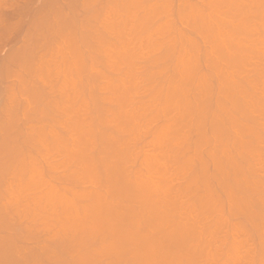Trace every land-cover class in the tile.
Wrapping results in <instances>:
<instances>
[{"label": "rangeland", "instance_id": "1", "mask_svg": "<svg viewBox=\"0 0 264 264\" xmlns=\"http://www.w3.org/2000/svg\"><path fill=\"white\" fill-rule=\"evenodd\" d=\"M52 1H54V2H52ZM81 1H83V2H81ZM102 1L103 0H91V2H90V0H49V1L48 0H28V1L27 0H0V12H1L0 13V22H1L0 23V60L3 59L0 61V79H1L0 80V91L2 92V93L0 92V113H1L0 114V122H2V124L0 123V130H2V129L4 130L5 127H3V124L5 122H8V123L4 124L5 126H6V124H8L5 128L6 131L5 130L0 131V155L3 156V157L0 156V175H1L0 176V195H1L0 196V240H1L0 241V249H3L2 242L5 244L4 249L0 250V260H1L0 264H8V263L18 264V262H19V264H36V263L37 264H54V263L55 264H97V263L98 264H107V263L108 264H121V263L122 264H139V263L140 264H146V263H148V264H169V262L170 261L172 262V258L175 256L176 260L174 258V260H173V264H174V262H178L177 260L180 259V257H179L180 253H179V255H177V253L181 250L178 249V251H177V248H175V247L179 246V245H176L177 243L175 244V242L173 240L174 239L176 240V238L179 237L180 235H182L183 232L186 233L189 230L192 231V228L190 229L189 227L195 226L194 223H198V225H199V220L201 222L200 226L201 225L203 226L204 224L206 225V221H208L207 227L202 228V226L201 227L199 226L200 228H202V230L200 231L199 227L196 225L197 229L196 228L195 229H196V231L199 230L198 233L193 228V230H194V231H192L193 234L190 232L187 235L186 234L184 236L182 235L183 238L186 237L188 240L193 239V241H195V243H194L192 240H190V242L193 244H191L189 242H188V244H186L185 242H187L188 240L184 242V246L187 245L188 248L184 247V246L183 247L186 248L188 251L190 250L189 248H193L195 250V245H197L196 247H198L199 245L201 246L203 244L202 247L199 246L196 249L200 256L197 255L198 253L194 254L195 256H198L197 257L198 262L195 260L196 257H194V255H192L193 253L196 252V250L194 251L192 249V250H190L191 254L190 253L187 254V252L186 253L183 252L186 249H183L182 247H180L181 249H183L181 253L185 254V257L186 256L192 257V259L195 260V261L194 260L192 261V259H191V261L193 263H191V261H189L190 262V263L188 262L189 264H204V263L205 264H211V261H212V264H216V263L217 264H220V263L225 264V262H228V264H231L232 260H233V262H232L233 264H244V262H245V264H258L259 261L257 258H259L260 256H259V254L257 255V253H258L257 252V250H258L257 246L260 245V243H261L260 241H262L261 245L264 243L263 242L264 234H263V240H260L258 243V240L260 238L257 240L258 235H256V234H259V233H256L257 232V230H255L256 228H254L253 225H251L252 221L249 220V217L252 214L251 211L247 212V213H249V212L251 213L249 215L247 214V217L249 216L248 218H246V219H248V221H245V219L241 221L240 218H242V216L244 218L246 217L243 215V213H245L244 211H246V210L244 209V211H242L243 208L240 207V205L242 206V203L239 205V203H240L239 201L243 202V200L237 201V199L238 198L241 199V197L243 195L239 196L237 199L234 198L237 196L232 197V195H234L232 189L233 188L238 189V187L240 188V186L245 184V183H248V185H249V184H251V182H252V184L254 183L253 184V186H254L255 182L259 183V182H262V180L264 179L263 178L264 176H261V179H260V175L261 174L264 175V166H263L264 165V158H263L264 157V152H263L264 151V135H263L264 134V127H263L264 126V117H263V115H264V94H262V93H264V84H263L264 83V38H263L264 37V29L263 28L264 27H262L263 18H261L262 17L261 15H264V11H262L264 9L261 10V12H263V14H262L259 11L262 8V6H260V4L257 5L259 3L257 0H220V1L219 0H212V1L211 0H195V1L194 0H189V1L188 0H104L103 2ZM124 1H125V4H127V5L120 7L121 2L123 3V5H125ZM187 2H189V3H187ZM220 2L222 4H220ZM91 3H92V5H91ZM93 3H94V5H93ZM136 3H139V4H136ZM110 4H112V5H110ZM116 4H118V5H116ZM130 4L132 6L129 7ZM206 4H207V6H206ZM105 5H106V7H104ZM169 5H170V7H169ZM51 7H53V8H51ZM259 7H260V9H259ZM263 7H264V5H263ZM49 8H51V9H49ZM58 9H59V11H58ZM235 9H236V11H235ZM146 10H147V12H146ZM224 10H226V11H224ZM130 12H131V15L133 17L130 15ZM187 13H188V15H187ZM154 14H155V17H154ZM244 15L247 17H245ZM127 16H129V17H127ZM259 16H261V17H259ZM44 17H46V18H44ZM224 17H226V18H224ZM35 18H36V21H35ZM49 18H50V20H49ZM217 18H218V21L216 20ZM130 19H132V20H130ZM206 20H207V22H206ZM162 23H163V25H162ZM78 25H80V26H78ZM159 26L162 28H160ZM78 29H79V31H78ZM123 29H125V30H123ZM99 30L102 31V33L99 32ZM34 31H36V32L34 33ZM109 31H110V33H109ZM158 31H159V33H158ZM214 31H215V33H214ZM231 31H232V33H231ZM78 32H79V34H78ZM95 32H98V33H95ZM184 32H185V35H184ZM60 33L62 36L59 35ZM80 33H82V34H80ZM159 34H161V35L159 36ZM106 36L108 37V40H107ZM112 36H113V38H112ZM66 37H68V38H66ZM75 37H76V39H75ZM115 37H117V38H115ZM83 38L84 39L87 38V39L84 40ZM145 40L147 41L146 43H145ZM163 41L165 42V44ZM95 42H97V43H95ZM115 42H116V44H115ZM35 43H37V44H35ZM76 43L78 46L76 45ZM103 44H105V45H103ZM166 44H167V47H166L167 49L165 48L166 49L165 50L163 48L166 46ZM220 44H221V46H220ZM129 45H131V46H129ZM169 45H170V47H169ZM229 45H230V47H229ZM7 47L9 48V50ZM69 49H72V50H69ZM100 49H101V51H100ZM29 50H31V51H29ZM44 50L46 51V53ZM162 50H164L165 52H162ZM170 50H172L173 52ZM166 51H170V52H166ZM98 52L100 54H98ZM171 52H172V55L169 54ZM178 52H180V53L178 54ZM50 53H52V54H50ZM71 53L73 54V56ZM165 54H167V55H165ZM249 54H250V56H249ZM13 55H14V58L12 57ZM170 55L173 57H171ZM175 55H177V56L175 57ZM179 55H180V57H179ZM47 56H49V57H47ZM136 56H140V57H136ZM105 57H106V59H105ZM126 57H128V58H126ZM213 58H215V59H213ZM142 59H144V60H142ZM183 59H184V61H183ZM10 62H13V64ZM49 62L52 64H50ZM56 62H57V64H56ZM143 62H145V63H143ZM102 63H104V64H102ZM164 63L168 66H166ZM123 64H125V65H123ZM130 64H131V66H130ZM140 64H141V66H140ZM48 65L50 68L48 67ZM78 65H80V66H78ZM220 65H221V68H219ZM132 67H135V68H132ZM2 68H4V69H2ZM180 68H181V70H180ZM60 69H61V71H60ZM183 69H184V71H182ZM114 70H115V73H114ZM233 70H235V71H233ZM3 71L7 72V73L5 74ZM89 71H90V73H89ZM250 71L252 72L251 74H250ZM8 72H10V73H8ZM122 72H124V73H122ZM126 72L129 75L132 73V76H130L132 79L129 77L131 80L128 78ZM7 74L9 75V77ZM101 74H103V75H101ZM117 74H118V76H117ZM123 74H124V77H123ZM161 74H163V75H161ZM168 75H169V77H168ZM195 75H197V76H195ZM256 75H259V76L257 77ZM125 76H127V77H125ZM31 77H33V78H31ZM140 77H142L143 79ZM218 77H220V78L218 79ZM17 78H18V80L20 79V81H17ZM254 78H256V79H254ZM135 79L136 80L138 79V80L135 82ZM243 79H244V81H243ZM237 80H239V81H237ZM95 81H96V83H95ZM255 81L258 83V85H257V83H255ZM52 82L54 84H52ZM91 83H92V85H91ZM32 84H33V86H32ZM34 84H35V86H34ZM141 84H142V86H141ZM175 84H177V85H175ZM174 87H176V90ZM85 88H87V90ZM123 88H125V89H123ZM56 89H58V90H56ZM153 89H155V90H153ZM110 90H111V92H110ZM11 91H13V92H11ZM56 92H59V93H57V96H56ZM196 92H197V94H196ZM3 93H4V95H3ZM20 93H21V95H19ZM67 93H70V94H67ZM177 93H179V94H177ZM13 94H15V95H13ZM53 94H55V95H53ZM60 94L61 95L63 94L62 97H60L61 96ZM48 95L50 97H48ZM117 95H119V96H117ZM42 96L43 97L45 96V97L43 98ZM115 96H116V98H115ZM79 97H80V99H79ZM142 97H145V98H142ZM57 98H59V99H57ZM111 98H113V99H111ZM22 99H24V101ZM60 99H62V101ZM57 100H60L62 103L60 101H57ZM176 100H177V102H176ZM33 101H34V103H33ZM86 101H88V102H86ZM13 102H14V104H13ZM84 102H85V104H84ZM256 102H258V103H256ZM117 104L121 105V106L117 107L118 106ZM178 104L182 108L179 107ZM184 104H186V106ZM212 104H214V105H212ZM122 105H124V106H122ZM104 106H106V107H104ZM200 106H202L204 108H202ZM3 107H5V108H3ZM91 107H92V109H91ZM197 107H200V108H197ZM46 108H48V109H46ZM62 108H63L64 112L60 111ZM254 108H256L257 110ZM88 109H90V110H88ZM210 109H211V111H210ZM213 110H215V111H213ZM198 111H200V114ZM214 112H215V114H214ZM248 112H249V114H248ZM171 113L174 114V116ZM42 114L44 116H42ZM100 116L104 117L103 120H105V118L108 120L106 122L101 120L102 121V123H101L100 119H99ZM106 116H108V117H106ZM252 116H253V118H252ZM71 117H72V120H71ZM81 117H82V122L85 121L83 123V125L85 124V126L89 130V133H91V134L88 135L87 134L88 130H85L87 135H84V130H83L82 131L83 136H80L79 134L82 135L81 132H79V134H76V131L75 132L73 131L72 134L65 136L66 137L65 138L63 133H61V131L63 132V129L66 128L68 125L71 128H75L76 126H78L79 124L75 123L77 121H73V120H76V119L79 120L78 118H81ZM83 117H85L86 119ZM176 117H177V119H176ZM43 118H44V120H43ZM119 119H121V120L119 121ZM5 120H7V121H5ZM35 120H37V122ZM135 120H137V121H135ZM160 120H161V122H160ZM31 121H32V123H31ZM54 121H56L57 124ZM108 121L110 122L109 126L107 125ZM82 122H81V124H82ZM220 122H221V125H220ZM70 123L72 126L70 125ZM72 123H74V124H72ZM124 123H125V126H124ZM33 124H35V125H33ZM100 124L102 127L100 126ZM42 125H43V128H42ZM83 125H82V127H83ZM211 125H213V126H211ZM246 125L249 128L245 127ZM39 126H41V128ZM79 126H81V125H79ZM85 126L83 127V129H85ZM104 126L105 127L108 126V130L106 128L104 129L107 131V133L103 130ZM112 126H116L115 130L116 129L117 130L114 131V132H116L115 134H114V132L112 133V130L114 128V127L112 128ZM47 127L50 129H53V130H54V128H52V127H55L56 129L54 131H51L49 129L50 130V133H49ZM110 127L112 128V130H111L112 134L108 133V132H110V130H109V129H111ZM217 127H219L218 129H220L219 131H217L218 130V129H216ZM243 127H245V129ZM7 128H9V129H7ZM44 128H46L47 130L45 129V131H44ZM97 128H99V130ZM24 129L27 131H25ZM22 130H24V131H22ZM31 130H32V132H31ZM56 130L57 131L61 130V131L58 133V135L55 136L54 134L57 133V132H55ZM118 130H119V132H118ZM239 130H241V131H239ZM20 131H22V132H20ZM46 131H47V133H46ZM94 131H95V133H94ZM260 131H262V132H260ZM9 132H11V133H9ZM52 132L54 133L53 136L50 135ZM225 132H226V134H225ZM247 132H248V134H247ZM7 133L9 136L7 135ZM102 133L104 135H102ZM251 133H252V135H251ZM4 134H6V135L4 136ZM47 134H49V135H47ZM93 134H96V135H93ZM100 134L102 136H100ZM105 134H106V137L108 136L107 138L104 137ZM59 135L61 138L59 137ZM78 135L80 136V138L81 137L84 138V136H87L86 138L88 140H86V138H84L86 140V142L84 141L85 143H83V141H81L83 139H81L80 140L82 142L81 143L78 140L79 139ZM119 135L120 136L122 135V136L120 137ZM176 135H178L179 137ZM73 136H75V137H73ZM54 137H56L57 139H55ZM109 137H111V138H109ZM224 137H226V138H224ZM248 137L250 139H248ZM26 138H27V141H26ZM104 139H105V142H104ZM108 139L110 140V142ZM194 139H195V141H194ZM10 140L12 142H10ZM61 140H62V142H64L65 140H66L65 142H67L66 145L64 144V147L62 146V144L59 146V144L61 143L60 142ZM96 140H98L99 142ZM111 140H112V142L114 141V144L117 143V141H118V143H117L118 146L115 144L116 147H119L118 149L112 148L115 145L113 143H111ZM5 141H7L6 142L7 144L5 143ZM78 141L80 143H78ZM49 142H50V144H49ZM20 143H22V144H20ZM93 143H95L96 145H94ZM97 143H98V146H97ZM24 144H25V146H24ZM103 144H104V146L105 145H107V146H105V148H104ZM247 144L248 145L251 144V145L245 147ZM3 145H7V148H6V146H3ZM121 145L125 146L122 149L123 151H121V148H122ZM65 146H66V148H65ZM4 147L6 148V150L4 149ZM74 147H76V148H74ZM91 147H94V148H91ZM152 147H154V148H152ZM28 148H30V149H28ZM216 148L218 149V151ZM7 149H8V151H7ZM153 149H155V150H153ZM170 149H171V151H170ZM76 150H78L77 153H76ZM156 150H157V152H156ZM214 150L216 153L214 152ZM255 150L258 151L259 153L258 152L256 153ZM111 151H113L114 153L112 154ZM69 153H71V154H69ZM168 153H169V155H168ZM219 154H221V155H219ZM223 154H224V156H223ZM247 154L250 155L249 158L251 156L253 157V158L252 157L250 158V159H253L252 160L253 163H251L253 169H251V171L254 173L253 170L256 169L258 171V173L256 171L255 172L257 173V176L259 175V178L255 174L253 176L252 175L253 173H251V172L245 173L250 178V179L246 178L247 180H243L247 176L243 177L244 174L241 175L239 172L237 173L236 171H234V172H236L237 178L236 177L234 178V176H235L234 172H232L233 174L228 175L229 173H231V170L229 169L231 167V165L232 164H233L232 166L242 165L246 161V160L244 161V156L248 158V156H246ZM255 154H260V156L255 155ZM78 155H80V158L78 157ZM225 155L230 156L229 162L231 163V165H230V163H227L228 165H230V167L228 168L229 170H226L225 167H221V166L217 165L218 160H220V161L223 160V162L226 163V161H224L225 159H223L224 157L226 158ZM31 156H33V157H31ZM214 156H215V158H214ZM177 157H178V159H177ZM258 157H260V159H258ZM129 158H131V159H129ZM229 158L227 157V160ZM254 158L257 159V161ZM31 159H32V162H34V164H32ZM146 159H148V160H146ZM149 159H150V161H149ZM37 160H39V161H37ZM154 160H155V162H154ZM29 161H30V163H29ZM166 161L169 164H167ZM240 161H242L241 162L242 164L240 163ZM35 162H36V164H35ZM90 162H92V163H90ZM142 162H143V164H142ZM250 162H251V160H250ZM250 162L248 161V162H245V164H243V165H245V168H246V166H248L247 163H249V165H250ZM122 163H123V166L125 167V171H126V167L128 168V170L125 173H124V169L122 172V170L119 168V167L122 168ZM144 163H146V164H144ZM28 164H30V165H28ZM119 164H120V166H119ZM220 164H221V162H220ZM67 165H68V167H67ZM133 165H135L136 167H134ZM223 165L225 166L226 164H223ZM33 166H36L35 168H37V169L32 170ZM70 166L72 168L68 169ZM145 166H147V167H145ZM29 167H30V173L28 170ZM203 167H204V169H203ZM226 167H227V165H226ZM82 168L85 169V171L87 170L86 173L81 172V171H83ZM129 168H131V169L129 170ZM195 168H196V170H195ZM247 168H246V170H247ZM19 170H20V172H19ZM96 170H98V172ZM138 170H140V172ZM222 170H225V172H223ZM233 170H236V169H233ZM248 170H249V168H248ZM69 172H71V173L69 174ZM212 172H214V173H212ZM153 173H155V174H153ZM106 174H108V176H106ZM113 174L115 177L112 176ZM118 174L121 176H119ZM135 174H136V176H135ZM147 174H149V175H147ZM20 176L22 177V179L20 178ZM32 176H33V178H32ZM36 176H38V177H36ZM54 176H56V178ZM240 176H241V179L239 178ZM252 176H253V181L250 182V180H252ZM255 176L260 181H256ZM5 177H7V178H5ZM34 177L39 178V179L35 180ZM166 177H167V179H166ZM63 178H65V179H63ZM75 178H77V179H75ZM19 179H20V182H19ZM86 179L88 180V182H85V181H87ZM32 180L34 182H37V183H39V182L41 184L44 183V185L42 184V186H41L42 193H44L43 195L41 194V190L38 189L39 188L38 186L40 184L39 185L37 184V187H38V188L36 187L37 190H36V188H34L35 186L32 187ZM100 180H101V183H100ZM215 180H216V182H214ZM226 180H227V182H226ZM3 181H5L6 183L5 182L3 183ZM73 181H75V182H73ZM159 181H161V182H159ZM240 181H242L243 183ZM8 182H10V183H8ZM71 182H73V185H70ZM157 182L159 184H157ZM1 183L3 185L5 184V185L3 186ZM23 183H24V185H23ZM103 183H105L106 186ZM262 183H264V180ZM55 184L57 186H55ZM85 184H87L88 186ZM252 184L249 187H251ZM259 184H256L255 188L253 187V189H256ZM65 185H66V188L64 187ZM154 185H156V187H154ZM245 185L247 188H249L247 186V184H245ZM263 185L264 184H262V186ZM12 186H14V187H12ZM15 186L17 189L15 188ZM134 186H136V187H134ZM166 186H168V187H166ZM178 186L180 187V189L184 187L182 190H179V194L177 193L178 192L177 191ZM243 186H242V189H240V191L246 190L245 187L243 189ZM53 187H54L55 192L58 190L57 193H59V191L62 188H63V190L60 191L61 193H59L60 194L59 196L56 195L57 197H54L55 195H52L53 197H49L47 195L48 196L47 197L46 194H48V193H45L43 191H45V190L48 191L51 189L53 190ZM56 187H58L57 190H55ZM148 187L151 190H148L147 189ZM164 187H165V190L163 189ZM186 187H187V189H186ZM47 188H49V189H47ZM155 188H157V189H155ZM158 188H159V190H158ZM168 188L173 190L174 193H173V191L169 190ZM13 189L15 192L13 191ZM122 189L124 191H122ZM261 189L264 190V188H262V187H261ZM261 189L259 188L257 190H258V192L260 191L259 193L263 194L264 191L262 192ZM92 190H93V192H92ZM112 190H113V192H112ZM86 191H88L89 193ZM98 191L100 193H98ZM110 191L115 195H113ZM116 191H118V192H116ZM175 191H176L177 195H174V194H176ZM234 191H235L236 195L237 194L239 195L241 193V192L240 193L238 192L239 189H238L237 193H236V190H234ZM255 191L256 190H253V193ZM30 192H31V194H30ZM62 192L64 194H62ZM244 192L245 193L249 192V190L248 191L246 190ZM244 192H242V194ZM253 193L251 190V193H249V194L246 193V194L248 196H250V198H251L253 195L251 196L250 194H253ZM259 193L257 195L255 193L254 197H252L253 199H250L247 196L248 197L247 200L250 199L251 202H253V200L255 199V201L253 203H251V204H255L257 201L261 200V194L259 195ZM49 195L51 196V194H49ZM140 195H141V197H140ZM222 195H223V197H222ZM38 196H39V198H37ZM90 196H91V198H90ZM107 196H109V197L107 198ZM76 197L78 200L76 199ZM97 197L98 198L101 197V198L98 199ZM256 197H258V199ZM262 197H263V195H262ZM94 198H95V200H94ZM148 198H150V199H148ZM207 198H209L210 200ZM233 198H234V201L236 199V201H235L236 203L233 202ZM243 198L246 199V197H242V199ZM247 200H245V201H247ZM176 201L178 204H180L181 202L183 203V204L182 203L180 204V205H182L180 208H178L179 206L176 207L177 206V203H175ZM245 201L243 202V205L245 204ZM119 202H121L120 203L121 205L118 204ZM151 202L155 206V209H156V206L159 207V208H157V210H154V212H153V210H151V206H152ZM5 203H7V204L4 205ZM160 203H163L162 206ZM164 203H166V204H164ZM215 203H217V205ZM221 203H222V205H221ZM247 203H249V202H247ZM247 203H246V205H248ZM9 204H12V205H9ZM149 204H151V206ZM173 204H174V207H169V206H173ZM230 204H233V206L235 205V207L238 204L237 208L240 207L241 209L240 208H238V209H240V211L243 213L241 214V212L238 209H237V212H236V210H235V212L238 213V211H239L240 212L239 214L241 215L240 217L234 215L235 212L234 213L230 212V214H233L232 217H226L228 215L223 216V214L225 213L224 211L227 210V214H228L229 209L231 210V208H229ZM89 205H90V207H89ZM116 205H118V206H116ZM190 205L191 206L193 205L191 207L192 210L189 207ZM202 205H203V208H202ZM213 205L214 206L216 205L217 209H216V207L214 208ZM7 206H9V207H7ZM15 206H16V208H15ZM104 206H106V207H104ZM102 207H104V208H102ZM149 207H150V212L154 213V216H149V215H151L149 212ZM206 207H207V209H205ZM218 207L220 209H223L222 210V212H224L223 214L220 212L221 211L220 209L218 210ZM89 208H91V209H89ZM128 208H130V209L128 210ZM185 208H187V209H185ZM193 208H194V210H193ZM208 208H210L212 210H210ZM173 209H174V211L177 210L178 213L173 212ZM178 209H180L181 211ZM182 210L186 213V215H188L189 217L190 216H192V217H190V218L187 217L188 218L187 219L186 215L181 216V215L185 214V213L182 214L183 213ZM204 210H205V212H204ZM214 210L215 211L218 210L217 211L218 214L222 215L221 218L225 219L223 224L221 223L222 221L219 220L221 218H218L219 216H218L217 212H216L217 215L214 213ZM87 211H88V213H87ZM127 211H129V212H127ZM190 211H191L190 214H192V215L189 214ZM210 211L213 213V215H215V218L212 215V213H210ZM113 212H115V213H113ZM202 212H203V215H207L206 216L207 218L205 216H201ZM11 213H13V214H11ZM86 213H87V215H86ZM180 213H181V215H180ZM208 213H209V215H208ZM111 214H114V215H111ZM85 215H86V217H85ZM147 215L151 219L154 217L155 220L158 217H160L156 221L157 225L154 224V222L151 225L150 224L151 222L149 223V221H151V220H149L150 219L149 217L147 219ZM179 215H180V218H179L180 221L182 219L181 223L178 222V220H179L178 216ZM118 216H119V218H118ZM194 217H195V219H193V221L192 220L190 221L191 226L189 224V227H188L187 225L189 222L187 223V221L189 219L194 218ZM236 217H238V219H236ZM202 218H204L206 221ZM3 219H5V220H3ZM83 219H85L86 221ZM154 219H152V220H154ZM183 219L187 220L186 223H184ZM210 219L211 220L217 219L218 221H216V223H215L212 220L214 222L213 223V222H211ZM250 219L252 220L253 218L251 217ZM75 220H77L76 223H75ZM94 220H96V221H94ZM194 220L198 221V222H195ZM229 220H231L232 222H233V220H236V222L241 221L243 223V226H244V223L246 222L245 225L248 224V225L252 226L253 228L250 229V227H249L248 229H250V230H247L248 225H246L247 227H245V229L243 228L240 230H235L232 222H230V223H232L233 226L229 225L230 228H227L228 223H226L225 221H229ZM78 221H79V223H78ZM117 221L120 222L121 224L116 223ZM163 221L165 224L162 223ZM176 222H178L180 224V226L178 225V223L176 224ZM99 223L101 226L99 225ZM161 223L163 226H161V228H159L158 225H161ZM170 223H171V226L168 227V231H167L166 225L170 224ZM208 223H210V224L213 223L212 224L213 226H214V224L215 225L216 224H218V225L222 224L221 225L222 228L220 230L219 226H215V228H213V226H212L211 227L212 229L219 230V231H216V233H215V230H210L211 229L210 224H208ZM224 223H225V225H224ZM60 224H62V226ZM6 225H10V226L7 227ZM92 225H93V227H92ZM174 225H178V226H174ZM4 226H6L7 228ZM169 228H170V230H169ZM178 228H180V230H178ZM206 228L207 229L209 228V230H207ZM217 228H219V229H217ZM225 228H227V229L224 232ZM52 229L57 230V232L52 231ZM162 229H166V230H162ZM172 229H174V230H172ZM185 229H187V231H184ZM203 229H204V231H203ZM84 230H86V232ZM92 230H93V232H92ZM160 230H162V231L159 233ZM205 230H207V231H205ZM242 230H244L243 233L241 232ZM245 230H247L246 231L247 235L250 234V235H248V237H246L247 235L244 234ZM70 231H73V232L70 233ZM134 231H136V235L138 233H141L145 237H141L140 236L141 234L138 235L139 237H133L135 235V234L132 235L134 233ZM179 231L181 234L178 233ZM221 231L223 232V234H222L223 236H221L222 238L219 237V235H221L220 234ZM232 231L235 233L238 231L239 234H237L238 232L236 234L231 233ZM249 231H250V233H249ZM195 232H196V234H195ZM199 232H204V234L199 233ZM211 232H212V235H215V236L217 235V237L210 236ZM55 233L58 234V238H57V235ZM61 233L64 235H62ZM76 233H77V235H76ZM122 233H126L129 237H131V235H132L130 243H128L129 237L128 238H127V236L125 237L124 234H122ZM130 233H132V234L130 235ZM172 233H174V235H176L178 233L179 236L177 234L176 236H173V239H172L171 238L173 235ZM229 233H231V234H229ZM261 233H262V231H261ZM53 234H54V236H52ZM79 234H80V236H79ZM162 234H163V236L166 235L164 237L165 238L164 240H163V236H162V239H161V237H159ZM169 234H172L171 237H169V238H171V241L169 240V238H167V239L170 241V243L172 241L174 242L173 244L171 243V245H169L170 243L168 244V242H167L168 240H166V237L170 236ZM200 234H202L203 236ZM207 234H210V235H207ZM189 235H192L193 238H190L192 236L189 237ZM195 235H197V236L200 235L199 237H201V236L202 237L198 238ZM204 235H205V238H207V240L209 238V241L205 240V242H204V240H203V239H205ZM224 235H226L225 236L226 239H223ZM231 235H234V237L232 236L233 238H231ZM236 235H237V237H236ZM62 236L63 237L66 236L67 238L66 237L61 238ZM74 236H75V238H74ZM207 236H210V237H207ZM259 236H261V235L259 234ZM151 237L155 238V242L154 241L152 242V239H154V238H151ZM194 237H197V238H194ZM235 237H236V239H234ZM1 238H3V239H1ZM141 238H143V239L146 238V240H145V242L147 243L146 245L149 248L152 247V248H150V252L152 251V249L156 250V252L158 251L157 255H155V253H156L155 251L151 252V254L155 252L154 256L151 255L152 259L148 260V257H149L147 255L148 252H146V254L142 253V249H141L142 245L140 246L141 243L138 241V240H141ZM27 239H29V240H27ZM70 239H72V240H70ZM74 239L76 241H74ZM195 239H197L198 241ZM200 239H202L203 241ZM244 239L246 240V243H243L245 241ZM84 240H86V241H84ZM108 240H110V241H108ZM162 240L165 243H163ZM184 240H186V239H184ZM234 240L235 241L237 240V242L235 243ZM240 240H243L242 243ZM71 241H72V243H71ZM239 241H240V246H239ZM65 242H67V244L69 242L68 245L70 247ZM231 242L235 243L236 246H235V244L233 245V243L231 245ZM38 243H39V245H38ZM205 243H209L212 245L208 244L209 245L208 246ZM250 243H251V245H250ZM85 245H87V246H85ZM118 245H119V247H117ZM173 245H175V246H173ZM229 245L231 246L230 249L228 247ZM261 245L259 247H261ZM29 246H30V248H29ZM180 246H181V244H180ZM232 246L235 248V250H234L235 252L234 251L231 252V249L232 250L234 249ZM245 246L248 248L246 249ZM148 247H146V248L148 249ZM263 247H264V245H262V247L260 249H262ZM25 248H27V249H25ZM199 248H200V250L206 248V250L205 249L204 250L208 253L205 252L203 254V257H201L202 256L201 253L204 252V250L200 251ZM252 248H254V249H252ZM8 249H9V251H8ZM213 249L215 250L214 254H213V251H214ZM245 249H246V251L248 250L247 252L249 254H247ZM172 250H173V253H171ZM60 251H62L61 254H60ZM66 251L68 254L64 253ZM169 251H170V257L168 255ZM150 252H149V254H150ZM210 252H212V253H210ZM229 253H234L235 256L233 254L229 255ZM131 254H132V258L130 256ZM171 254L173 255V257ZM211 254L216 256V258L214 256H212ZM10 255H11V257H10ZM59 255H61V256H59ZM145 255H147V257ZM206 255L208 256L207 257L208 260L206 258ZM1 256H3L4 258L6 257L5 260ZM71 256H72V258H71ZM142 256L143 257L145 256L146 258L144 257L145 258L144 259ZM167 256H168V258L166 259ZM176 256H178V257H176ZM231 256H234L235 258L231 260ZM8 257L11 258V260ZM187 257L185 258L186 261H182V262L187 263V261L190 259L189 258L187 260ZM15 258H16V262H15ZM225 258L228 260L226 261ZM236 258H237V260H236ZM141 259H143V260H141ZM229 259L231 260L230 263H229ZM7 260H9V261H7ZM234 260L236 262H234ZM238 260H239V262L240 261L241 262L237 263ZM246 260H248V261L246 262ZM6 261H7V263H4ZM34 261H35V263H34ZM38 261H39V263H38ZM223 261H225V262H223ZM182 262H179V263H182ZM263 262H264V260H263ZM263 262L261 261L262 264H264Z\"/></svg>", "mask_w": 264, "mask_h": 264}, {"label": "bare ground", "instance_id": "2", "mask_svg": "<svg viewBox=\"0 0 264 264\" xmlns=\"http://www.w3.org/2000/svg\"><path fill=\"white\" fill-rule=\"evenodd\" d=\"M27 1H28V0H27ZM48 1H49V0H48ZM103 1H104V0H103ZM103 1H102V2H103ZM188 1H189V0H188ZM194 1H195V0H194ZM211 1H212V0H211ZM219 1H220V0H219ZM257 1L259 2V3L257 2V3H258L257 5L260 4V6H262L261 9H260V7H259V9H260L259 11L261 12V10L264 9V7H263V5H264L263 2H264V0H257ZM45 2H46V1H45ZM52 2H54V1H52ZM81 2H83V1H81ZM88 2H89V1H88ZM90 2H91V0H90ZM102 2H101V3H102ZM1 3H2V2H1ZM27 3H28V2H27ZM50 3H51V2H50ZM160 3H161V2H160ZM187 3H189V2H187ZM216 3H217V2H216ZM225 3H226V2H225ZM261 3H262L263 5H262ZM124 4H125V1H124ZM136 4H139V3H136ZM149 4H150V3H149ZM149 4H148V5H149ZM155 4H156V3H155ZM181 4H182V3H181ZM200 4H201V3H200ZM220 4H222V3L220 2ZM237 4H238V3H237ZM17 5H18V4H17ZM30 5H31V4H30ZM51 5H52V4H51ZM91 5H92V3H91ZM93 5H94V3H93ZM110 5H112V4H110ZM116 5H118V4H116ZM120 5H121L120 7H122V6H126L127 4L123 5V3L121 2ZM142 5H143V4H142ZM158 5H159V4H158ZM183 5H184V4H183ZM187 5H188V4H187ZM194 5H195V4H194ZM211 5H212V4H211ZM48 6H49V5H48ZM99 6H100V5H99ZM114 6H115V5H114ZM130 6H132V5L130 4L129 7H130ZM206 6H207V4H206ZM4 7H5V6H4ZM89 7H90V6H89ZM91 7H92V6H91ZM104 7H106V5H105ZM116 7H117V6H116ZM137 7H138V6H137ZM139 7H140V6H139ZM155 7H156V6H155ZM169 7H170V5H169ZM179 7H180V6H179ZM190 7H191V6H190ZM204 7H205V6H204ZM235 7H236V6H235ZM46 8H47V7H46ZM51 8H53V7H51ZM51 8H49V9H51ZM55 8H56V7H55ZM107 8H108V7H107ZM123 8H124V7H123ZM152 8H153V7H152ZM160 8H161V7H160ZM49 9H48V10H49ZM72 9H73V8H72ZM116 9H117V8H116ZM128 9H129V8H128ZM133 9H134V8H133ZM156 9H157V8H156ZM158 9H159V8H158ZM204 9H205V8H204ZM209 9H210V8H209ZM257 9H258V8H257ZM103 10H104V9H103ZM110 10H111V9H110ZM117 10H118V9H117ZM125 10H126V9H125ZM130 10H131V9H130ZM148 10H149V9H148ZM159 10H160V9H159ZM171 10H172V9H171ZM180 10H181V9H180ZM226 10H227V9H226ZM226 10H224V11H226ZM241 10H242V9H241ZM241 10H240V11H241ZM15 11H16V10H15ZM41 11H42V10H41ZM54 11H55V10H54ZM58 11H59V9H58ZM89 11H90V10H89ZM99 11H100V10H99ZM135 11H136V10H135ZM201 11H202V10H201ZM235 11H236V9H235ZM262 11H264V10H262ZM3 12H4V11H3ZM25 12H26V11H25ZM30 12H31V11H30ZM64 12H65V11H64ZM77 12H78V11H77ZM126 12H127V11H126ZM139 12H140V11H139ZM146 12H147V10H146ZM167 12H168V11H167ZM169 12H170V11H169ZM214 12H215V11H214ZM218 12H219V11H218ZM220 12H221V11H220ZM260 12H259V13H260ZM0 13H1V12H0ZM34 13H35V12H34ZM62 13H63V12H62ZM67 13H68V12H67ZM106 13H107V12H106ZM111 13H112V12H111ZM148 13H149V12H148ZM161 13H162V12H161ZM171 13H172V12H171ZM233 13H234V12H233ZM256 13H257V12H256ZM261 13L263 14V12H261ZM261 13H260V14H261ZM87 14H88V13H87ZM117 14H118V13H117ZM142 14H143V13H142ZM152 14H153V13H152ZM155 14H156V13H155ZM155 14H154V17H155ZM158 14H159V13H158ZM163 14H164V13H163ZM180 14H181V13H180ZM197 14H198V13H197ZM220 14H221V13H220ZM230 14H231V13H230ZM45 15H46V14H45ZM80 15H81V14H80ZM130 15H131V12H130ZM187 15H188V13H187ZM241 15H242V14H241ZM251 15H252V14H251ZM258 15H259V14H258ZM34 16H35V15H34ZM39 16H40V15H39ZM97 16H98V15H97ZM103 16H104V15H103ZM125 16H126V15H125ZM131 16H132V15H131ZM156 16H157V15H156ZM231 16H232V15H231ZM235 16H236V15H235ZM244 16H245V15H244ZM261 16H262V17H261ZM261 16H259V17L263 18V20H262V21H263V23H262V27H264V15H261ZM65 17H66V16H65ZM89 17H90V16H89ZM107 17H108V16H107ZM121 17H122V16H121ZM127 17H129V16H127ZM132 17H133V16H132ZM166 17H167V16H166ZM190 17H191V16H190ZM205 17H206V16H205ZM205 17H204V18H205ZM245 17H247V16H245ZM44 18H46V17H44ZM69 18H70V17H69ZM95 18H96V17H95ZM109 18H110V17H109ZM130 18H131V17H130ZM161 18H162V17H161ZM173 18H174V17H173ZM192 18H193V17H192ZM207 18H208V17H207ZM224 18H226V17H224ZM230 18H231V17H230ZM248 18H249V17H248ZM55 19H56V18H55ZM92 19H93V18H92ZM115 19H116V18H115ZM124 19H125V18H124ZM136 19H137V18H136ZM179 19H180V18H179ZM244 19H245V18H244ZM259 19H260V18H259ZM30 20H31V19H30ZM32 20H33V19H32ZM49 20H50V18H49ZM73 20H74V19H73ZM81 20H82V19H81ZM86 20H87V19H86ZM90 20H91V19H90ZM125 20H126V19H125ZM130 20H132V19H130ZM159 20H160V19H159ZM180 20H181V19H180ZM216 20L218 21V18H217ZM33 21H34V20H33ZM35 21H36V18H35ZM35 21H34V22H35ZM56 21H57V20H56ZM71 21H72V20H71ZM74 21H75V20H74ZM74 21H73V22H74ZM186 21H187V20H186ZM191 21H192V20H191ZM224 21H225V20H224ZM29 22H30V21H29ZM49 22H50V21H49ZM150 22H151V21H150ZM167 22H168V21H167ZM194 22H195V21H194ZM204 22H205V21H204ZM206 22H207V20H206ZM259 22H260V21H259ZM0 23H1V22H0ZM13 23H14V22H13ZM70 23H71V22H70ZM94 23H95V22H94ZM105 23H106V22H105ZM107 23H108V22H107ZM129 23H130V22H129ZM141 23H142V22H141ZM160 23H161V22H160ZM165 23H166V22H165ZM171 23H172V22H171ZM191 23H192V22H191ZM226 23H227V22H226ZM30 24H31V23H30ZM34 24H35V23H34ZM201 24H202V23H201ZM206 24H207V23H206ZM255 24H256V23H255ZM65 25H66V24H65ZM71 25H72V24H71ZM93 25H94V24H93ZM120 25H121V24H120ZM141 25H142V24H141ZM149 25H150V24H149ZM149 25H148V26H149ZM162 25H163V23H162ZM204 25H205V24H204ZM29 26H30V25H29ZM33 26H34V25H33ZM56 26H57V25H56ZM78 26H80V25H78ZM78 26H77V27H78ZM100 26H101V25H100ZM102 26H103V25H102ZM124 26H125V25H124ZM126 26H127V25H126ZM137 26H138V25H137ZM156 26H157V25H156ZM175 26H176V25H175ZM25 27H26V26H25ZM113 27H114V26H113ZM117 27H118V26H117ZM159 27H160V26H159ZM166 27H167V26H166ZM241 27H242V26H241ZM244 27H245V26H244ZM60 28H61V27H60ZM71 28H72V27H71ZM74 28H75V27H74ZM80 28H81V27H80ZM93 28H94V27H93ZM107 28H108V27H107ZM132 28H133V27H132ZM143 28H144V27H143ZM153 28H154V27H153ZM160 28H162V27H160ZM260 28H261V27H260ZM26 29H27V28H26ZM55 29H56V28H55ZM66 29H67V28H66ZM75 29H76V28H75ZM133 29H134V28H133ZM136 29H137V28H136ZM158 29H159V28H158ZM194 29H195V28H194ZM263 29H264V28H263ZM19 30H20V29H19ZM36 30H37V29H36ZM43 30H44V29H43ZM57 30H58V29H57ZM61 30H62V29H61ZM76 30H77V29H76ZM84 30H85V29H84ZM123 30H125V29H123ZM143 30H144V29H143ZM156 30H157V29H156ZM161 30H162V29H161ZM195 30H196V29H195ZM206 30H207V29H206ZM9 31H10V30H9ZM39 31H40V30H39ZM78 31H79V29H78ZM169 31H170V30H169ZM5 32H6V31H5ZM32 32H33V31H32ZM35 32H36V31H34V33H35ZM56 32H57V31H56ZM60 32H61V31H60ZM99 32L102 33V31H100V30H99ZM140 32H141V31H140ZM154 32H155V31H154ZM182 32H183V31H182ZM182 32H181V33H182ZM205 32H206V31H205ZM258 32H259V31H258ZM85 33H86V32H85ZM95 33H98V32H95ZM109 33H110V31H109ZM158 33H159V31H158ZM181 33H180V34H181ZM214 33H215V31H214ZM231 33H232V31H231ZM255 33H256V32H255ZM4 34H5V33H4ZM43 34H44V33H43ZM72 34H73V33H72ZM78 34H79V32H78ZM78 34H77V35H78ZM80 34H82V33H80ZM92 34H93V33H92ZM126 34H127V33H126ZM139 34H140V33H139ZM167 34H168V33H167ZM261 34H262V33H261ZM30 35H31V34H30ZM40 35H41V34H40ZM59 35H61V33H60ZM69 35H70V34H69ZM153 35H154V34H153ZM160 35H161V34H159V36H160ZM184 35H185V32H184ZM201 35H202V34H201ZM205 35H206V34H205ZM223 35H224V34H223ZM3 36H4V35H3ZM61 36H62V35H61ZM64 36H65V35H64ZM64 36H63V37H64ZM87 36H88V35H87ZM100 36H101V35H100ZM120 36H121V35H120ZM123 36H124V35H123ZM137 36H138V35H137ZM146 36H147V35H146ZM173 36H174V35H173ZM181 36H182V35H181ZM195 36H196V35H195ZM255 36H256V35H255ZM46 37H47V36H46ZM68 37H69V36H68ZM68 37H66V38H68ZM78 37H79V36H78ZM106 37H107V36H106ZM109 37H110V36H109ZM128 37H129V36H128ZM150 37H151V36H150ZM161 37H162V36H161ZM164 37H165V36H164ZM164 37H163V38H164ZM225 37H226V36H225ZM230 37H231V36H230ZM253 37H254V36H253ZM32 38H33V37H32ZM41 38H42V37H41ZM60 38H61V37H60ZM60 38H59V39H60ZM104 38H105V37H104ZM112 38H113V36H112ZM115 38H117V37H115ZM115 38H114V39H115ZM119 38H120V37H119ZM158 38H159V37H158ZM174 38H175V37H174ZM188 38H189V37H188ZM191 38H192V37H191ZM212 38H213V37H212ZM256 38H257V37H256ZM261 38H262V37H261ZM263 38H264V37H263ZM37 39H38V38H37ZM72 39H73V38H72ZM75 39H76V37H75ZM83 39H84V38H83ZM85 39H87V38H85ZM85 39H84V40H85ZM130 39H131V38H130ZM171 39H172V38H171ZM189 39H190V38H189ZM8 40H9V39H8ZM43 40H44V39H43ZM107 40H108V37H107ZM142 40H143V39H142ZM149 40H150V39H149ZM159 40H160V39H159ZM165 40H166V39H165ZM199 40H200V39H199ZM254 40H255V39H254ZM5 41H6V40H5ZM51 41H52V40H51ZM53 41H54V40H53ZM71 41H72V40H71ZM79 41H80V40H79ZM92 41H93V40H92ZM116 41H117V40H116ZM20 42H21V41H20ZM46 42H47V41H46ZM75 42H76V41H75ZM101 42H102V41H101ZM107 42H108V41H107ZM146 42H147V41L145 40V43H146ZM153 42H154V41H153ZM161 42H162V41H161ZM163 42H164V41H163ZM169 42H170V41H169ZM195 42H196V41H195ZM212 42H213V41H212ZM251 42H252V41H251ZM262 42H263V41H262ZM53 43H54V42H53ZM66 43H67V42H66ZM73 43H74V42H73ZM85 43H86V42H85ZM95 43H97V42H95ZM141 43H142V42H141ZM149 43H150V42H149ZM223 43H224V42H223ZM228 43H229V42H228ZM248 43H249V42H248ZM31 44H32V43H31ZM35 44H37V43H35ZM35 44H34V45H35ZM51 44H52V43H51ZM115 44H116V42H115ZM117 44H118V43H117ZM132 44H133V43H132ZM153 44H154V43H153ZM162 44H163V43H162ZM164 44H165V42H164ZM172 44H173V43H172ZM69 45H70V44H69ZM76 45H77V43H76ZM84 45H85V44H84ZM91 45H92V44H91ZM94 45H95V44H94ZM103 45H105V44H103ZM122 45H123V44H122ZM187 45H188V44H187ZM208 45H209V44H208ZM259 45H260V44H259ZM62 46H63V45H62ZM67 46H68V45H67ZM77 46H78V45H77ZM77 46H76V47H77ZM125 46H126V45H125ZM127 46H128V45H127ZM129 46H131V45H129ZM132 46H133V45H132ZM178 46H179V45H178ZM185 46H186V45H185ZM220 46H221V44H220ZM257 46H258V45H257ZM15 47H16V46H15ZM54 47H55V46H54ZM60 47H61V46H60ZM88 47H89V46H88ZM91 47H92V46H91ZM140 47H141V46H140ZM143 47H144V46H143ZM163 47H164V46H163ZM166 47H167V44H166V46H165L163 49H165ZM169 47H170V45H169ZM186 47H187V46H186ZM216 47H217V46H216ZM227 47H228V46H227ZM229 47H230V45H229ZM231 47H232V46H231ZM240 47H241V46H240ZM7 48H8V47H7ZM29 48H30V47H29ZM137 48H138V47H137ZM181 48H182V47H181ZM206 48H207V47H206ZM214 48H215V47H214ZM250 48H251V47H250ZM24 49H25V48H24ZM80 49H81V48H80ZM133 49H134V48H133ZM146 49H147V48H146ZM166 49H167V48H166ZM166 49H165V50H166ZM178 49H179V48H178ZM207 49H208V48H207ZM8 50H9V48H8ZM8 50H7V51H8ZM26 50H27V49H26ZM31 50H32V49H31ZM31 50H29V51H31ZM53 50H54V49H53ZM69 50H72V49H69ZM75 50H76V49H75ZM137 50H138V49H137ZM139 50H140V49H139ZM144 50H145V49H144ZM152 50H153V49H152ZM197 50H198V49H197ZM214 50H215V49H214ZM33 51H34V50H33ZM39 51H40V50H39ZM41 51H42V50H41ZM44 51H45V50H44ZM67 51H68V50H67ZM84 51H85V50H84ZM100 51H101V49H100ZM121 51H122V50H121ZM124 51H125V50H124ZM149 51H150V50H149ZM170 51H172V50H170ZM170 51H166V52H170ZM205 51H206V50H205ZM243 51H244V50H243ZM8 52H9V51H8ZM12 52H13V51H12ZM78 52H79V51H78ZM85 52H86V51H85ZM85 52H84V53H85ZM153 52H154V51H153ZM162 52H165V51L162 50ZM162 52H161V53H162ZM172 52H173V51H172ZM172 52L169 53V54L172 55ZM210 52H211V51H210ZM250 52H251V51H250ZM260 52H261V51H260ZM33 53H34V52H33ZM45 53H46V51H45ZM60 53H61V52H60ZM63 53H64V52H63ZM107 53H108V52H107ZM125 53H126V52H125ZM145 53H146V52H145ZM161 53H160V54H161ZM179 53H180V52H178V54H179ZM185 53H186V52H185ZM188 53H189V52H188ZM199 53H200V52H199ZM207 53H208V52H207ZM38 54H39V53H38ZM47 54H48V53H47ZM47 54H46V55H47ZM50 54H52V53H50ZM53 54H54V53H53ZM71 54H72V53H71ZM80 54H81V53H80ZM98 54H100V53L98 52ZM102 54H103V53H102ZM113 54H114V53H113ZM116 54H117V53H116ZM129 54H130V53H129ZM158 54H159V53H158ZM169 54H168V55H169ZM178 54H177V55H178ZM18 55H19V54H18ZM60 55H61V54H60ZM81 55H82V54H81ZM104 55H105V54H104ZM151 55H152V54H151ZM165 55H167V54H165ZM171 55H170V56H171ZM177 55H175V57H176ZM204 55H205V54H204ZM220 55H221V54H220ZM240 55H241V54H240ZM1 56H2V55H1ZM6 56H7V55H6ZM16 56H17V55H16ZM24 56H25V55H24ZM28 56H29V55H28ZM30 56H31V55H30ZM58 56H59V55H58ZM72 56H73V54H72ZM77 56H78V55H77ZM90 56H91V55H90ZM98 56H99V55H98ZM122 56H123V55H122ZM249 56H250V54H249ZM259 56H260V55H259ZM12 57L14 58V55H13ZM47 57H49V56H47ZM52 57H53V56H52ZM52 57H51V58H52ZM61 57H62V56H61ZM70 57H71V56H70ZM86 57H87V56H86ZM91 57H92V56H91ZM103 57H104V56H103ZM123 57H124V56H123ZM136 57H140V56H136ZM171 57H173V56H171ZM179 57H180V55H179ZM203 57H204V56H203ZM6 58H7V57H6ZM10 58H11V57H10ZM13 58H12V59H13ZM23 58H24V57H23ZM68 58H69V57H68ZM100 58H101V57H100ZM126 58H128V57H126ZM145 58H146V57H145ZM192 58H193V57H192ZM219 58H220V57H219ZM244 58H245V57H244ZM102 59H103V58H102ZM105 59H106V57H105ZM137 59H138V58H137ZM154 59H155V58H154ZM162 59H163V58H162ZM177 59H178V58H177ZM185 59H186V58H185ZM193 59H194V58H193ZM199 59H200V58H199ZM213 59H215V58H213ZM234 59H235V58H234ZM255 59H256V58H255ZM1 60H3V59H1ZM1 60H0V61H1ZM5 60H6V59H5ZM142 60H144V59H142ZM148 60H149V59H148ZM195 60H196V59H195ZM258 60H259V59H258ZM261 60H262V59H261ZM19 61H20V60H19ZM30 61H31V60H30ZM35 61H36V60H35ZM102 61H103V60H102ZM107 61H108V60H107ZM118 61H119V60H118ZM181 61H182V60H181ZM183 61H184V59H183ZM183 61H182V62H183ZM217 61H218V60H217ZM242 61H243V60H242ZM14 62H15V61H14ZM37 62H38V61H37ZM72 62H73V61H72ZM91 62H92V61H91ZM91 62H90V63H91ZM131 62H132V61H131ZM161 62H162V61H161ZM196 62H197V61H196ZM200 62H201V61H200ZM5 63H6V62H5ZM5 63H4V64H5ZM10 63L13 64V62H10ZM15 63H16V62H15ZM49 63H50V62H49ZM104 63H105V62H104ZM104 63H102V64H104ZM143 63H145V62H143ZM147 63H148V62H147ZM28 64H29V63H28ZM50 64H52V63H50ZM56 64H57V62H56ZM69 64H70V63H69ZM75 64H76V63H75ZM78 64H79V63H78ZM120 64H121V63H120ZM154 64H155V63H154ZM154 64H153V65H154ZM164 64H165V63H164ZM177 64H178V63H177ZM188 64H189V63H188ZM193 64H194V63H193ZM2 65H3V64H2ZM29 65H30V64H29ZM37 65H38V64H37ZM54 65H55V64H54ZM60 65H61V64H60ZM71 65H72V64H71ZM97 65H98V64H97ZM100 65H101V64H100ZM113 65H114V64H113ZM123 65H125V64H123ZM146 65H147V64H146ZM165 65H166V64H165ZM218 65H219V64H218ZM224 65H225V64H224ZM42 66H43V65H42ZM78 66H80V65H78ZM93 66H94V65H93ZM95 66H96V65H95ZM130 66H131V64H130ZM140 66H141V64H140ZM143 66H144V65H143ZM166 66H168V65H166ZM166 66H165V67H166ZM174 66H175V65H174ZM179 66H180V65H179ZM183 66H184V65H183ZM202 66H203V65H202ZM206 66H207V65H206ZM209 66H210V65H209ZM7 67H8V66H7ZM7 67H6V68H7ZM12 67H13V66H12ZM30 67H31V66H30ZM32 67H33V66H32ZM48 67H49V65H48ZM76 67H77V66H76ZM107 67H108V66H107ZM119 67H120V66H119ZM124 67H125V66H124ZM138 67H139V66H138ZM156 67H157V66H156ZM199 67H200V66H199ZM199 67H198V68H199ZM230 67H231V66H230ZM235 67H236V66H235ZM4 68H5V67H4ZM4 68H2V69H4ZM17 68H18V67H17ZM49 68H50V67H49ZM57 68H58V67H57ZM127 68H128V67H127ZM132 68H135V67H132ZM203 68H204V67H203ZM219 68H221V65H220ZM8 69H9V68H8ZM10 69H11V68H10ZM65 69H66V68H65ZM110 69H111V68H110ZM122 69H123V68H122ZM150 69H151V68H150ZM194 69H195V68H194ZM196 69H197V68H196ZM5 70H6V69H5ZM52 70H53V69H52ZM90 70H91V69H90ZM115 70H116V69H115ZM115 70H114V73H115ZM153 70H154V69H153ZM172 70H173V69H172ZM174 70H175V69H174ZM180 70H181V68H180ZM209 70H210V69H209ZM211 70H212V69H211ZM7 71H8V70H7ZM10 71H11V70H10ZM13 71H14V70H13ZM26 71H27V70H26ZM57 71H58V70H57ZM60 71H61V69H60ZM62 71H63V70H62ZM86 71H87V70H86ZM106 71H107V70H106ZM108 71H109V70H108ZM131 71H132V70H131ZM182 71H184V69H183ZM233 71H235V70H233ZM239 71H240V70H239ZM3 72H4V71H3ZM43 72H44V71H43ZM58 72H59V71H58ZM87 72H88V71H87ZM103 72H104V71H103ZM120 72H121V71H120ZM144 72H145V71H144ZM176 72H177V71H176ZM179 72H180V71H179ZM197 72H198V71H197ZM4 73L6 74L7 72H4ZM8 73H10V72H8ZM29 73H30V72H29ZM75 73H76V72H75ZM89 73H90V71H89ZM97 73H98V72H97ZM107 73H108V72H107ZM122 73H124V72H122ZM129 73H130V72H129ZM137 73H138V72H137ZM166 73H167V72H166ZM166 73H165V74H166ZM212 73H213V72H212ZM221 73H222V72H221ZM251 73H252V72L250 71V74H251ZM30 74H31V73H30ZM71 74H72V73H71ZM126 74H127L128 78H129L130 76H132V73L129 75V74L126 72ZM143 74H144V73H143ZM150 74H151V73H150ZM178 74H179V73H178ZM187 74H188V73H187ZM210 74H211V73H210ZM230 74H231V73H230ZM238 74H239V73H238ZM1 75H2V74H1ZM7 75H8V74H7ZM33 75H34V74H33ZM35 75H36V74H35ZM59 75H60V74H59ZM101 75H103V74H101ZM113 75H114V74H113ZM121 75H122V74H121ZM153 75H154V74H153ZM161 75H163V74H161ZM12 76H13V75H12ZM74 76H75V75H74ZM117 76H118V74H117ZM127 76H125V77H127ZM195 76H197V75H195ZM200 76H201V75H200ZM212 76H213V75H212ZM220 76H221V75H220ZM231 76H232V75H231ZM239 76H240V75H239ZM256 76L258 77L259 75H256ZM8 77H9V75H8ZM8 77H7V78H8ZM123 77H124V74H123ZM133 77H134V76H133ZM144 77H145V76H144ZM156 77H157V76H156ZM166 77H167V76H166ZM168 77H169V75H168ZM201 77H202V76H201ZM244 77H245V76H244ZM31 78H33V77H31ZM34 78H35V77H34ZM38 78H39V77H38ZM45 78H46V77H45ZM48 78H49V77H48ZM97 78H98V77H97ZM109 78H110V77H109ZM115 78H116V77H115ZM130 78H131V77H130ZM130 78H129V79H130ZM140 78H142V77H140ZM164 78H165V77H164ZM185 78H186V77H185ZM192 78H193V77H192ZM219 78H220V77H218V79H219ZM224 78H225V77H224ZM51 79H52V78H51ZM58 79H59V78H58ZM79 79H80V78H79ZM131 79H132V78H131ZM131 79H130V80H131ZM142 79H143V78H142ZM155 79H156V78H155ZM155 79H154V80H155ZM160 79H161V78H160ZM169 79H170V78H169ZM179 79H180V78H179ZM181 79H182V78H181ZM211 79H212V78H211ZM254 79H256V78H254ZM0 80H1V79H0ZM53 80H54V79H53ZM137 80H138V79H137ZM137 80L135 79V82H136ZM140 80H141V79H140ZM148 80H149V79H148ZM206 80H207V79H206ZM234 80H235V79H234ZM17 81H20V79L18 80V78H17ZM40 81H41V80H40ZM99 81H100V80H99ZM128 81H129V80H128ZM171 81H172V80H171ZM201 81H202V80H201ZM237 81H239V80H237ZM243 81H244V79H243ZM22 82H23V81H22ZM22 82H21V83H22ZM24 82H25V81H24ZM27 82H28V81H27ZM50 82H51V81H50ZM80 82H81V81H80ZM145 82H146V81H145ZM145 82H144V83H145ZM175 82H176V81H175ZM177 82H178V81H177ZM241 82H242V81H241ZM19 83H20V82H19ZM28 83H29V82H28ZM30 83H31V82H30ZM43 83H44V82H43ZM77 83H78V82H77ZM95 83H96V81H95ZM128 83H129V82H128ZM157 83H158V82H157ZM171 83H172V82H171ZM251 83H252V82H251ZM255 83H257V82L255 81ZM12 84H13V83H12ZM45 84H46V83H45ZM52 84H54V83L52 82ZM169 84H170V83H169ZM263 84H264V83H263ZM9 85H10V84H9ZM56 85H57V84H56ZM87 85H88V84H87ZM91 85H92V83H91ZM96 85H97V84H96ZM109 85H110V84H109ZM137 85H138V84H137ZM175 85H177V84H175ZM238 85H239V84H238ZM257 85H258V83H257ZM32 86H33V84H32ZM34 86H35V84H34ZM46 86H47V85H46ZM48 86H49V85H48ZM54 86H55V85H54ZM60 86H61V85H60ZM135 86H136V85H135ZM141 86H142V84H141ZM151 86H152V85H151ZM224 86H225V85H224ZM241 86H242V85H241ZM248 86H249V85H248ZM254 86H255V85H254ZM9 87H10V86H9ZM51 87H52V86H51ZM68 87H69V86H68ZM101 87H102V86H101ZM109 87H110V86H109ZM109 87H108V88H109ZM128 87H129V86H128ZM160 87H161V86H160ZM164 87H165V86H164ZM164 87H163V88H164ZM192 87H193V86H192ZM249 87H250V86H249ZM252 87H253V86H252ZM258 87H259V86H258ZM4 88H5V87H4ZM16 88H17V87H16ZM88 88H89V87H88ZM120 88H121V87H120ZM174 88H175V90H176V87H174ZM232 88H233V87H232ZM234 88H235V87H234ZM242 88H243V87H242ZM11 89H12V88H11ZM17 89H18V88H17ZM22 89H23V88H22ZM33 89H34V88H33ZM41 89H42V88H41ZM50 89H51V88H50ZM50 89H49V90H50ZM66 89H67V88H66ZM85 89L87 90V88H85ZM110 89H111V88H110ZM115 89H116V88H115ZM123 89H125V88H123ZM123 89H122V90H123ZM171 89H172V88H171ZM3 90H4V89H3ZM52 90H53V89H52ZM56 90H58V89H56ZM81 90H82V89H81ZM81 90H80V91H81ZM107 90H108V89H107ZM135 90H136V89H135ZM153 90H155V89H153ZM180 90H181V89H180ZM243 90H244V89H243ZM260 90H261V89H260ZM5 91H6V90H5ZM19 91H20V90H19ZM21 91H22V90H21ZM26 91H27V90H26ZM41 91H42V90H41ZM88 91H89V90H88ZM103 91H104V90H103ZM105 91H106V90H105ZM112 91H113V90H112ZM114 91H115V90H114ZM148 91H149V90H148ZM168 91H169V90H168ZM177 91H178V90H177ZM195 91H196V90H195ZM217 91H218V90H217ZM220 91H221V90H220ZM240 91H241V90H240ZM255 91H256V90H255ZM0 92H1V91H0ZM11 92H13V91H11ZM52 92H53V91H52ZM71 92H72V91H71ZM75 92H76V91H75ZM85 92H86V91H85ZM93 92H94V91H93ZM110 92H111V90H110ZM110 92H109V93H110ZM170 92H171V91H170ZM174 92H175V91H174ZM1 93H2V92H1ZM17 93H18V92H17ZM57 93H59V92H56V96H57ZM94 93H95V92H94ZM114 93H115V92H114ZM120 93H121V92H120ZM147 93H148V92H147ZM160 93H161V92H160ZM221 93H222V92H221ZM223 93H224V92H223ZM260 93H261V92H260ZM15 94H16V93H15ZM15 94H13V95H15ZM67 94H70V93H67ZM87 94H88V93H87ZM97 94H98V93H97ZM101 94H102V93H101ZM105 94H106V93H105ZM131 94H132V93H131ZM177 94H179V93H177ZM196 94H197V92H196ZM230 94H231V93H230ZM262 94H264V93H262ZM3 95H4V93H3ZM16 95H17V94H16ZM19 95H21V93H20ZM53 95H55V94H53ZM60 95H61V94H60ZM62 95H63V94H62ZM62 95H61L60 97H62ZM114 95H115V94H114ZM139 95H140V94H139ZM149 95H150V94H149ZM155 95H156V94H155ZM182 95H183V94H182ZM221 95H222V94H221ZM243 95H244V94H243ZM248 95H249V94H248ZM260 95H261V94H260ZM32 96H33V95H32ZM117 96H119V95H117ZM123 96H124V95H123ZM147 96H148V95H147ZM171 96H172V95H171ZM197 96H198V95H197ZM201 96H202V95H201ZM8 97H9V96H8ZM15 97H16V96H15ZM24 97H25V96H24ZM30 97H31V96H30ZM38 97H39V96H38ZM42 97H43V96H42ZM44 97H45V96H44ZM44 97H43V98H44ZM48 97H50V96L48 95ZM73 97H74V96H73ZM75 97H76V96H75ZM86 97H87V96H86ZM98 97H99V96H98ZM103 97H104V96H103ZM133 97H134V96H133ZM161 97H162V96H161ZM211 97H212V96H211ZM261 97H262V96H261ZM2 98H3V97H2ZM18 98H19V97H18ZM88 98H89V97H88ZM93 98H94V97H93ZM115 98H116V96H115ZM123 98H124V97H123ZM137 98H138V97H137ZM142 98H145V97H142ZM177 98H178V97H177ZM5 99H6V98H5ZM7 99H8V98H7ZM14 99H15V98H14ZM14 99H13V100H14ZM37 99H38V98H37ZM52 99H53V98H52ZM57 99H59V98H57ZM70 99H71V98H70ZM73 99H74V98H73ZM79 99H80V97H79ZM98 99H99V98H98ZM109 99H110V98H109ZM111 99H113V98H111ZM124 99H125V98H124ZM139 99H140V98H139ZM258 99H259V98H258ZM260 99H261V98H260ZM1 100H2V99H1ZM22 100L24 101V99H22ZM60 100L62 101V99H60ZM60 100H57V101H60ZM87 100H88V99H87ZM160 100H161V99H160ZM172 100H173V99H172ZM44 101H45V100H44ZM53 101H54V100H53ZM61 101H60V102H61ZM71 101H72V100H71ZM103 101H104V100H103ZM173 101H174V100H173ZM178 101H179V100H178ZM182 101H183V100H182ZM253 101H254V100H253ZM258 101H259V100H258ZM11 102H12V101H11ZM21 102H22V101H21ZM68 102H69V101H68ZM86 102H88V101H86ZM105 102H106V101H105ZM122 102H123V101H122ZM176 102H177V100H176ZM191 102H192V101H191ZM194 102H195V101H194ZM249 102H250V101H249ZM15 103H16V102H15ZM33 103H34V101H33ZM61 103H62V102H61ZM64 103H65V102H64ZM74 103H75V102H74ZM134 103H135V102H134ZM136 103H137V102H136ZM141 103H142V102H141ZM256 103H258V102H256ZM13 104H14V102H13ZM43 104H44V103H43ZM67 104H68V103H67ZM67 104H66V105H67ZM75 104H76V103H75ZM84 104H85V102H84ZM107 104H108V103H107ZM207 104H208V103H207ZM244 104H245V103H244ZM246 104H247V103H246ZM23 105H24V104H23ZM72 105H73V104H72ZM86 105H87V104H86ZM100 105H101V104H100ZM112 105H113V104H112ZM112 105H111V106H112ZM117 105H118V104H117ZM126 105H127V104H126ZM184 105L186 106V104H184ZM184 105H183V106H184ZM212 105H214V104H212ZM261 105H262V104H261ZM261 105H260V106H261ZM35 106H36V105H35ZM47 106H48V105H47ZM54 106H55V105H54ZM80 106H81V105H80ZM119 106H121V105H118L117 107H119ZM122 106H124V105H122ZM130 106H131V105H130ZM130 106H129V107H130ZM160 106H161V105H160ZM166 106H167V105H166ZM170 106H171V105H170ZM178 106H179V104H178ZM208 106H209V105H208ZM29 107H30V106H29ZM55 107H56V106H55ZM70 107H71V106H70ZM87 107H88V106H87ZM92 107H93V106H92ZM92 107H91V109H92ZM104 107H106V106H104ZM150 107H151V106H150ZM179 107H181V106H179ZM189 107H190V106H189ZM200 107H202V106H200ZM200 107H197V108H200ZM205 107H206V106H205ZM241 107H242V106H241ZM253 107H254V106H253ZM3 108H5V107H3ZM9 108H10V107H9ZM27 108H28V107H27ZM51 108H52V107H51ZM57 108H58V107H57ZM57 108H56V109H57ZM75 108H76V107H75ZM85 108H86V107H85ZM99 108H100V107H99ZM148 108H149V107H148ZM181 108H182V107H181ZM187 108H188V107H187ZM193 108H194V107H193ZM193 108H192V109H193ZM202 108H204V107H202ZM13 109H14V108H13ZM17 109H18V108H17ZM46 109H48V108H46ZM66 109H67V108H66ZM95 109H96V108H95ZM97 109H98V108H97ZM119 109H120V108H119ZM119 109H118V110H119ZM127 109H128V108H127ZM127 109H126V110H127ZM165 109H166V108H165ZM177 109H178V108H177ZM206 109H207V108H206ZM254 109H256V108H254ZM2 110H3V109H2ZM14 110H15V109H14ZM71 110H72V109H71ZM88 110H90V109H88ZM108 110H109V109H108ZM121 110H122V109H121ZM195 110H196V109H195ZM197 110H198V109H197ZM226 110H227V109H226ZM256 110H257V109H256ZM22 111H23V110H22ZM25 111H26V110H25ZM28 111H29V110H28ZM50 111H51V110H50ZM60 111H61V112H64V111H63V108H62ZM68 111H69V110H68ZM105 111H106V110H105ZM124 111H125V110H124ZM171 111H172V110H171ZM181 111H182V110H181ZM184 111H185V110H184ZM210 111H211V109H210ZM213 111H215V110H213ZM251 111H252V110H251ZM34 112H35V111H34ZM37 112H38V111H37ZM69 112H70V111H69ZM92 112H93V111H92ZM97 112H98V111H97ZM163 112H164V111H163ZM198 112H199V114H200V111H198ZM206 112H207V111H206ZM252 112H253V111H252ZM24 113H25V112H24ZM48 113H49V112H48ZM54 113H55V112H54ZM90 113H91V112H90ZM140 113H141V112H140ZM190 113H191V112H190ZM207 113H208V112H207ZM228 113H229V112H228ZM258 113H259V112H258ZM258 113H257V114H258ZM0 114H1V113H0ZM7 114H8V113H7ZM20 114H21V113H20ZM30 114H31V113H30ZM37 114H38V113H37ZM40 114H41V113H40ZM63 114H64V113H63ZM72 114H73V113H72ZM92 114H93V113H92ZM171 114H172V113H171ZM214 114H215V112H214ZM241 114H242V113H241ZM248 114H249V112H248ZM2 115H3V114H2ZM13 115H14V114H13ZM32 115H33V114H32ZM58 115H59V114H58ZM67 115H68V114H67ZM69 115H70V114H69ZM105 115H106V114H105ZM134 115H135V114H134ZM172 115L174 116V114H172ZM190 115H191V114H190ZM193 115H194V114H193ZM201 115H202V114H201ZM210 115H211V114H210ZM218 115H219V114H218ZM230 115H231V114H230ZM23 116H24V115H23ZM42 116H44V115L42 114ZM56 116H57V115H56ZM103 116H104V115H103ZM103 116H100V118H99L101 123H102L101 120L104 119ZM109 116H110V115H109ZM123 116H124V115H123ZM165 116H166V115H165ZM215 116H216V115H215ZM235 116H236V115H235ZM240 116H241V115H240ZM257 116H258V115H257ZM17 117H18V116H17ZM59 117H60V116H59ZM72 117H73V116H72ZM72 117H71V120H72ZM94 117H95V116H94ZM106 117H108V116H106ZM151 117H152V116H151ZM153 117H154V116H153ZM160 117H161V116H160ZM194 117H195V116H194ZM263 117H264V115H263ZM5 118H6V117H5ZM5 118H4V119H5ZM19 118H20V117H19ZM23 118H24V117H23ZM63 118H64V117H63ZM83 118H85V117H83ZM89 118H90V117H89ZM121 118H122V117H121ZM128 118H129V117H128ZM142 118H143V117H142ZM163 118H164V117H163ZM207 118H208V117H207ZM211 118H212V117H211ZM252 118H253V116H252ZM258 118H259V117H258ZM13 119H14V118H13ZM58 119H59V118H58ZM78 119H79L80 121L77 120V119H76V120H73V121H77V122H75V123H76V124L78 123V124L81 125V126H79V125L76 126V125H75V126H76L75 128H71V127L68 125L69 127H68V126H67L66 128L63 127V128H64V129H63V132H62L61 130H58V131L56 130V131H55V132H57L56 134H54V133L52 132L50 135L53 136V134H54V135L56 136V135H58V133L61 131V133H63V135H64V137H65V136H68L69 134H72L73 131H74V132L76 131V134H79V132L82 133L83 130H84V135H87V134L89 135V134H91V133H89V130H88V128L85 126V124L83 125V123H84L85 121L82 122V117H81V118H78ZM85 119H86V118H85ZM99 119H98V120H99ZM117 119H118V118H117ZM176 119H177V117H176ZM180 119H181V118H180ZM260 119H261V118H260ZM43 120H44V118H43ZM61 120H62V119H61ZM71 120H70V121H71ZM94 120H95V119H94ZM107 120H108V119L105 118V120H103V121L106 122ZM120 120H121V119H119V121H120ZM123 120H124V119H123ZM126 120H127V119H126ZM192 120H193V119H192ZM219 120H220V119H219ZM256 120H257V119H256ZM5 121H7V120H5ZM26 121H27V120H26ZM35 121L37 122V120H35ZM70 121H69V122H70ZM78 121H79V122H78ZM86 121H87V120H86ZM129 121H130V120H129ZM135 121H137V120H135ZM140 121H141V120H140ZM181 121H182V120H181ZM19 122H20V121H19ZM51 122H52V121H51ZM54 122H56V121H54ZM71 122H72V121H71ZM81 122H82V124H81ZM95 122H96V121H95ZM105 122H104V123H105ZM113 122H114V121H113ZM126 122H127V121H126ZM160 122H161V120H160ZM177 122H178V121H177ZM202 122H203V121H202ZM239 122H240V121H239ZM261 122H262V121H261ZM0 123L2 124V122H0ZM5 123H8V122H5ZM5 123H4V124H5ZM31 123H32V121H31ZM87 123H88V122H87ZM89 123H90V122H89ZM114 123H115V122H114ZM200 123H201V122H200ZM4 124H3V127L6 128V126H7L8 124H6V126H5ZM45 124H46V123H45ZM56 124H57V122H56ZM64 124H65V123H64ZM72 124H74V123H72ZM93 124H94V123H93ZM98 124H99V123H98ZM109 124H110V122L108 121V124H107V125L109 126ZM111 124H112V123H111ZM119 124H120V123H119ZM134 124H135V123H134ZM186 124H187V123H186ZM224 124H225V123H224ZM258 124H259V123H258ZM33 125H35V124H33ZM43 125H44V124H43ZM43 125H42V128H43ZM70 125H71V123H70ZM82 125H83V127L85 126V129H83ZM105 125H106V124H105ZM166 125H167V124H166ZM208 125H209V124H208ZM220 125H221V122H220ZM232 125H233V124H232ZM27 126H28V125H27ZM58 126H59V125H58ZM64 126H65V125H64ZM71 126H72V125H71ZM88 126H89V125H88ZM98 126H99V125H98ZM100 126H101V124H100ZM108 126H106V127L104 126L103 130H104L105 128L108 130ZM124 126H125V123H124ZM211 126H213V125H211ZM226 126H227V125H226ZM29 127H30V126H29ZM39 127L41 128V126H39ZM39 127H38V128H39ZM45 127H46V126H45ZM101 127H102V126H101ZM113 127H114V128H113ZM159 127H160V126H159ZM181 127H182V126H181ZM196 127H197V126H196ZM245 127L249 128L247 125H246ZM245 127H243V128L245 129ZM261 127H262V126H261ZM263 127H264V126H263ZM263 127H262V128H263ZM5 128H4V130H5ZM17 128H18V127H17ZM47 128H48V127H47ZM52 128H54V130L56 129L55 127H52ZM86 128H87V129H86ZM99 128H100V127H99ZM99 128H97V129L99 130ZM110 128H111V127H110ZM112 128H113V130H112ZM112 128L109 129V130H110V132H108L109 134L111 133V130H112V133H113L114 131L117 130V129L115 130L116 126H112ZM140 128H141V127H140ZM182 128H183V127H182ZM194 128H195V127H194ZM194 128H193V129H194ZM207 128H208V127H207ZM218 128H219V127H217L216 129H218ZM230 128H231V127H230ZM243 128H242V129H243ZM7 129H9V128H7ZM45 129H46V128H44V131H45ZM49 129H50V128H48L49 133H50V130H51V131H54L53 129H50V130H49ZM92 129H93V128H92ZM121 129H122V128H121ZM132 129H133V128H132ZM150 129H151V128H150ZM157 129H158V128H157ZM172 129H173V128H172ZM2 130H3V129H2ZM2 130H0V131H2ZM4 130H3V131H4ZM24 130H25V129H24ZM24 130H22V131H24ZM46 130H47V129H46ZM85 130H88V133H87V134H86ZM119 130H120V129H119ZM119 130H118V132H119ZM181 130H182V129H181ZM210 130H211V129H210ZM219 130H220V129H218L217 131H219ZM5 131H6V130H5ZM22 131H20V132H22ZM25 131H27V130H25ZM36 131H37V130H36ZM40 131H41V130H40ZM44 131H43V132H44ZM77 131H78V132H77ZM91 131H92V130H91ZM104 131L107 133L106 130H104ZM104 131H103V132H104ZM128 131H129V130H128ZM137 131H138V130H137ZM141 131H142V130H141ZM183 131H184V130H183ZM224 131H225V130H224ZM239 131H241V130H239ZM246 131H247V130H246ZM251 131H252V130H251ZM257 131H258V130H257ZM31 132H32V130H31ZM97 132H98V131H97ZM105 132H104V133H105ZM138 132H139V131H138ZM155 132H156V131H155ZM164 132H165V131H164ZM208 132H209V131H208ZM226 132H227V131H226ZM226 132H225V134H226ZM260 132H262V131H260ZM9 133H11V132H9ZM46 133H47V131H46ZM61 133H60V134H61ZM94 133H95V131H94ZM112 133H111V134H112ZM115 133H116V132H114V134H115ZM120 133H121V132H120ZM198 133H199V132H198ZM204 133H205V132H204ZM220 133H221V132H220ZM230 133H231V132H230ZM1 134H2V133H1ZM44 134H45V133H44ZM74 134H75V133H74ZM163 134H164V133H163ZM175 134H176V133H175ZM177 134H178V133H177ZM247 134H248V132H247ZM256 134H257V133H256ZM256 134H255V135H256ZM5 135H6V134H4V136H5ZM7 135H8V133H7ZM23 135H24V134H23ZM47 135H49V134H47ZM63 135H62V136H63ZM79 135H80V136H83V133H82V135H81V134H79ZM79 135H78V136H79ZM93 135H96V134H93ZM102 135H104V134L102 133ZM102 135L100 134V136H102ZM229 135H230V134H229ZM251 135H252V133H251ZM263 135H264V134H263ZM263 135H262V136H263ZM8 136H9V135H8ZM80 136H79V139H78L79 141H80L81 139H83V140H81V141H83V143H85L86 140H88V139L86 138L87 136H84V138H86V140H85L83 137L80 138ZM98 136H99V135H98ZM119 136H120V135H119ZM119 136H118V137H119ZM121 136H122V135H121ZM121 136H120V137H121ZM125 136H126V135H125ZM168 136H169V135H168ZM176 136H178V135H176ZM221 136H222V135H221ZM28 137H29V136H28ZM41 137H42V136H41ZM46 137H47V136H46ZM48 137H49V136H48ZM59 137H60V135H59ZM73 137H75V136H73ZM88 137H89V136H88ZM90 137H91V136H90ZM104 137L107 138L108 136L106 137V134H105ZM115 137H116V136H115ZM130 137H131V136H130ZM178 137H179V136H178ZM191 137H192V136H191ZM222 137H223V136H222ZM31 138H32V137H31ZM44 138H45V137H44ZM54 138L57 139L56 137H54ZM60 138H61V137H60ZM65 138H66V137H65ZM93 138H94V137H93ZM109 138H111V137H109ZM132 138H133V137H132ZM132 138H131V139H132ZM134 138H135V137H134ZM154 138H155V137H154ZM165 138H166V137H165ZM176 138H177V137H176ZM184 138H185V137H184ZM224 138H226V137H224ZM227 138H228V137H227ZM243 138H244V137H243ZM246 138H247V137H246ZM14 139H15V138H14ZM67 139H68V138H67ZM90 139H91V138H90ZM167 139H168V138H167ZM179 139H180V138H179ZM199 139H200V138H199ZM240 139H241V138H240ZM248 139H250V138L248 137ZM18 140H19V139H18ZM45 140H46V139H45ZM108 140H109V139H108ZM149 140H150V139H149ZM153 140H154V139H153ZM173 140H174V139H173ZM185 140H186V139H185ZM213 140H214V139H213ZM243 140H244V139H243ZM26 141H27V138H26ZM65 141H66V140H65ZM65 141L62 142V140H61V141H60L61 143L59 144V146L62 144V146L64 147V144L66 145V143H67V142H65ZM74 141H75V140H74ZM79 141H78V143L81 142V141H80V142H79ZM84 141H85V142H84ZM90 141H91V140H90ZM96 141H98V140H96ZM115 141H116V140H115ZM160 141H161V140H160ZM194 141H195V139H194ZM244 141H245V140H244ZM6 142H7V141H5V143H6ZM10 142H12V141L10 140ZM21 142H22V141H21ZM23 142H24V141H23ZM98 142H99V141H98ZM104 142H105V139H104ZM109 142H110V140H109ZM138 142H139V141H138ZM149 142H150V141H149ZM204 142H205V141H204ZM81 143H82V142H81ZM101 143H102V142H101ZM111 143L114 144V141L112 142V140H111ZM117 143H118V141H117ZM117 143H115V144L117 145ZM155 143H156V142H155ZM218 143H219V142H218ZM254 143H255V142H254ZM6 144H7V143H6ZM9 144H10V143H9ZM18 144H19V143H18ZM20 144H22V143H20ZM39 144H40V143H39ZM49 144H50V142H49ZM86 144H87V143H86ZM93 144L96 145L95 143H93ZM115 144H114V145H115ZM157 144H158V143H157ZM178 144H179V143H178ZM181 144H182V143H181ZM186 144H187V143H186ZM52 145H53V144H52ZM76 145H77V144H76ZM111 145H112V144H111ZM116 145H115L114 147H112V148H114V149L117 148V149H118L119 147H116ZM152 145H153V144H152ZM182 145H183V144H182ZM189 145H190V144H189ZM197 145H198V144H197ZM249 145H251V144H249ZM249 145L247 144L245 147H247V146H249ZM3 146H6V148H7V145H3ZM24 146H25V144H24ZM97 146H98V143H97ZM103 146H104V144H103ZM105 146H107V145H105ZM105 146H104V148H105ZM112 146H113V145H112ZM117 146H118V145H117ZM161 146H162V145H161ZM184 146H185V145H184ZM1 147H2V146H1ZM48 147H49V146H48ZM121 147H122V148H121V151H123L122 149H123V147H125V146H124V145H123V146L121 145ZM204 147H205V146H204ZM215 147H216V146H215ZM219 147H220V146H219ZM245 147H244V148H245ZM6 148L4 147L5 150H6ZM11 148H12V147H11ZM30 148H31V147H30ZM30 148H28V149H30ZM32 148H33V147H32ZM45 148H46V147H45ZM61 148H62V147H61ZM65 148H66V146H65ZM74 148H76V147H74ZM91 148H94V147H91ZM91 148H90V149H91ZM152 148H154V147H152ZM169 148H170V147H169ZM174 148H175V147H174ZM180 148H181V147H180ZM262 148H263V147H262ZM2 149H3V148H2ZM22 149H23V148H22ZM42 149H43V148H42ZM42 149H41V150H42ZM50 149H51V148H50ZM85 149H86V148H85ZM85 149H84V150H85ZM87 149H88V148H87ZM100 149H101V148H100ZM124 149H125V148H124ZM145 149H146V148H145ZM164 149H165V148H164ZM181 149H182V148H181ZM183 149H184V148H183ZM211 149H212V148H211ZM211 149H210V150H211ZM216 149H217V148H216ZM216 149H215V150H216ZM236 149H237V148H236ZM19 150H20V149H19ZM31 150H32V149H31ZM65 150H66V149H65ZM101 150H102V149H101ZM153 150H155V149H153ZM158 150H159V149H158ZM162 150H163V149H162ZM189 150H190V149H189ZM215 150H214V152H215ZM7 151H8V149H7ZM28 151H29V150H28ZM38 151H39V150H38ZM54 151H55V150H54ZM77 151H78V150H76V153H77ZM132 151H133V150H132ZM170 151H171V149H170ZM175 151H176V150H175ZM178 151H179V150H178ZM182 151H183V150H182ZM190 151H191V150H190ZM217 151H218V149H217ZM252 151H253V150H252ZM255 151H256V150H255ZM31 152H32V151H31ZM31 152H30V153H31ZM36 152H37V151H36ZM36 152H35V153H36ZM100 152H101V151H100ZM111 152H112V154L114 153L113 151H111ZM156 152H157V150H156ZM184 152H185V151H184ZM188 152H189V151H188ZM203 152H204V151H203ZM250 152H251V151H250ZM257 152H258V151H256V153H257ZM263 152H264V151H263ZM8 153H9V152H8ZM56 153H57V152H56ZM63 153H64V152H63ZM63 153H62V154H63ZM109 153H110V152H109ZM154 153H155V152H154ZM177 153H178V152H177ZM198 153H199V152H198ZM205 153H206V152H205ZM215 153H216V152H215ZM254 153H255V152H254ZM258 153H259V152H258ZM4 154H5V153H4ZM23 154H24V153H23ZM64 154H65V153H64ZM69 154H71V153H69ZM73 154H74V153H73ZM101 154H102V153H101ZM124 154H125V153H124ZM178 154H179V153H178ZM201 154H202V153H201ZM238 154H239V153H238ZM252 154H253V153H252ZM13 155H14V154H13ZM21 155H22V154H21ZM39 155H40V154H39ZM66 155H67V154H66ZM146 155H147V154H146ZM159 155H160V154H159ZM168 155H169V153H168ZM219 155H221V154H219ZM230 155H231V154H230ZM255 155L260 156V154H255ZM255 155H254V156H255ZM0 156H1V155H0ZM40 156H41V155H40ZM58 156H59V155H58ZM160 156H161V155H160ZM160 156H159V157H160ZM223 156H224V154H223ZM225 156H226V155H225ZM246 156H248V158H249L250 155L247 154ZM1 157H3V156H1ZM22 157H23V156H22ZM31 157H33V156H31ZM43 157H44V156H43ZM78 157L80 158V155H78ZM83 157H84V156H83ZM87 157H88V156H87ZM98 157H99V156H98ZM134 157H135V156H134ZM138 157H139V156H138ZM138 157H137V158H138ZM141 157H142V156H141ZM178 157H179V156H178ZM178 157H177V159H178ZM196 157H197V156H196ZM206 157H207V156H206ZM227 157L229 158L230 156H226V158H225V157L223 158V159H225L224 161H226V163H224L223 160H222V161L218 160L217 165H219V166H221V167H225L226 170H229V169H230V170H231V173L228 174V173L226 172L228 175L233 174L232 172H234V171H236L237 173L239 172L241 175L244 174L243 177H244V176H247L245 173H248V172H249V173H250V172L253 173V172L251 171V169H253V168H252V164H251V163H253V162H252L253 159H250L252 156L249 158V159L251 160V162H250V160H249L247 157L244 156V161L246 160L245 162H248V161L250 162V165H249V163H247L248 166H246V168H247V167L249 168V170H248V168H247L248 171L246 170L245 165H243V164H245L244 161H243V162H244L243 164L241 163L242 161H240V163H241L242 165L232 166L233 164L231 165V163L229 162L230 158L227 160ZM255 157H256V156H255ZM6 158H7V157H6ZM46 158H47V157H46ZM56 158H57V157H56ZM74 158H75V157H74ZM76 158H77V157H76ZM92 158H93V157H92ZM105 158H106V157H105ZM207 158H208V157H207ZM214 158H215V156H214ZM252 158H253V157H252ZM263 158H264V157H263ZM65 159H66V158H65ZM129 159H131V158H129ZM165 159H166V158H165ZM171 159H172V158H171ZM254 159H255V158H254ZM258 159H260V157H258ZM26 160H27V159H26ZM28 160H29V159H28ZM35 160H36V159H35ZM63 160H64V159H63ZM122 160H123V159H122ZM133 160H134V159H133ZM146 160H148V159H146ZM255 160L257 161V159H255ZM18 161H19V160H18ZM37 161H39V160H37ZM37 161H36V162H37ZM76 161H77V160H76ZM103 161H104V160H103ZM124 161H125V160H124ZM130 161H131V160H130ZM136 161H137V160H136ZM149 161H150V159H149ZM152 161H153V160H152ZM157 161H158V160H157ZM214 161H215V160H214ZM238 161H239V160H238ZM262 161H263V160H262ZM7 162H8V161H7ZM12 162H13V161H12ZM27 162H28V161H27ZM31 162H32V159H31ZM36 162H35V164H36ZM45 162H46V161H45ZM77 162H78V161H77ZM154 162H155V160H154ZM169 162H170V161H169ZM189 162H190V161H189ZM220 162H221V164H220ZM222 162H223V163H222ZM254 162H255V161H254ZM258 162H259V161H258ZM17 163H18V162H17ZM29 163H30V161H29ZM59 163H60V162H59ZM86 163H87V162H86ZM90 163H92V162H90ZM99 163H100V162H99ZM106 163H107V162H106ZM116 163H117V162H116ZM123 163H124V162H123ZM123 163H122V168H121V167H119V168L122 170V172H123V169H124V173H125V172L128 170V168L126 167V171H125V167L123 166ZM125 163H126V162H125ZM149 163H150V162H149ZM161 163H162V162H161ZM164 163H165V162H164ZM166 163H167V161H166ZM171 163H172V162H171ZM187 163H188V162H187ZM187 163H186V164H187ZM227 163H230L231 167H230V165H228ZM15 164H16V163H15ZM19 164H20V163H19ZM25 164H26V163H25ZM25 164H24V165H25ZM32 164H34V162H32ZM38 164H39V163H38ZM38 164H37V165H38ZM120 164H121V163H120ZM120 164H119V166H120ZM142 164H143V162H142ZM144 164H146V163H144ZM167 164H169V163H167ZM174 164H175V163H174ZM223 164H226L227 167H226V165L224 166ZM247 164H246V165H247ZM28 165H30V164H28ZM57 165H58V164H57ZM68 165H69V164H68ZM68 165H67V167H68ZM72 165H73V164H72ZM99 165H100V164H99ZM111 165H112V164H111ZM126 165H127V164H126ZM126 165H125V166H126ZM12 166H13V165H12ZM54 166H55V165H54ZM78 166H79V165H78ZM133 166L136 167L135 165H133ZM140 166H141V165H140ZM153 166H154V165H153ZM175 166H176V165H175ZM253 166H254V165H253ZM263 166H264V165H263ZM10 167H11V166H10ZM24 167H25V166H24ZM27 167H28V166H27ZM35 167H36V166H33L32 170H34V169L36 170L37 168H35ZM57 167H58V166H57ZM59 167H60V166H59ZM64 167H65V166H64ZM80 167H81V166H80ZM145 167H147V166H145ZM158 167H159V166H158ZM178 167H179V166H178ZM194 167H195V166H194ZM229 167H230V168H229ZM232 167H233V168H232ZM250 167H251V168H250ZM259 167H260V166H259ZM18 168H19V167H18ZM71 168H72V167L70 166L68 169H71ZM98 168H99V167H98ZM103 168H104V167H103ZM150 168H151V167H150ZM156 168H157V167H156ZM163 168H164V167H163ZM165 168H166V167H165ZM171 168H172V167H171ZM175 168H176V167H175ZM192 168H193V167H192ZM228 168H229V169H228ZM260 168H261V167H260ZM260 168H259V169H260ZM12 169H13V168H12ZM65 169H66V168H65ZM80 169H81V168H80ZM82 169H83V168H82ZM100 169H101V168H100ZM130 169H131V168H129V170H130ZM142 169H143V168H142ZM152 169H153V168H152ZM203 169H204V167H203ZM203 169H202V170H203ZM233 169H236V170H233ZM21 170H22V169H21ZM28 170H29V173H30V167L28 168ZM56 170H57V169H56ZM60 170H61V169H60ZM75 170H76V169H75ZM98 170H99V169H98ZM98 170H96V171L98 172ZM166 170H167V169H166ZM169 170H170V169H169ZM182 170H183V169H182ZM195 170H196V168H195ZM210 170H211V169H210ZM212 170H213V169H212ZM11 171H12V170H11ZM86 171H87V170H86ZM86 171H85V169H83V171H81V172H85V173H86ZM88 171H89V170H88ZM111 171H112V170H111ZM138 171L140 172V170H138ZM146 171H147V170H146ZM183 171H184V170H183ZM208 171H209V170H208ZM213 171H214V170H213ZM222 171L225 172V170H222ZM253 171H254V173H253L252 175L254 176V174H255V175L257 176L258 171H257L256 169H254ZM255 171H256L257 173H256ZM19 172H20V170H19ZM25 172H26V171H25ZM36 172H37V171H36ZM43 172H44V171H43ZM43 172H42V173H43ZM50 172H51V171H50ZM155 172H156V171H155ZM162 172H163V171H162ZM174 172H175V171H174ZM210 172H211V171H210ZM217 172H218V171H217ZM228 172H229V171H228ZM236 172H234V174H235L234 178H235V177L237 178ZM47 173H48V172H47ZM47 173H46V174H47ZM70 173H71V172H69V174H70ZM85 173H84V174H85ZM93 173H94V172H93ZM93 173H92V174H93ZM132 173H133V172H132ZM169 173H170V172H169ZM191 173H192V172H191ZM204 173H205V172H204ZM212 173H214V172H212ZM215 173H216V172H215ZM141 174H142V173H141ZM149 174H150V173H149ZM149 174H147V175H149ZM153 174H155V173H153ZM163 174H164V173H163ZM165 174H166V173H165ZM174 174H175V173H174ZM176 174H177V173H176ZM181 174H182V173H181ZM240 174H239V175H240ZM15 175H16V174H15ZM20 175H21V174H20ZM33 175H34V174H33ZM35 175H36V174H35ZM37 175H38V174H37ZM44 175H45V174H44ZM52 175H53V174H52ZM62 175H63V174H62ZM95 175H96V174H95ZM97 175H98V174H97ZM109 175H110V174H109ZM118 175H119V174H118ZM138 175H139V174H138ZM147 175H146V176H147ZM178 175H179V174H178ZM223 175H224V174H223ZM239 175H238V176H239ZM0 176H1V175H0ZM16 176H17V175H16ZM68 176H69V175H68ZM73 176H74V175H73ZM101 176H102V175H101ZM106 176H108V174H106ZM112 176L115 177L114 174H113ZM119 176H121V175H119ZM123 176H124V175H123ZM135 176H136V174H135ZM135 176H134V177H135ZM185 176H186V175H185ZM203 176H204V175H203ZM253 176H252V180H250V182L253 181ZM256 176H255V177H256ZM261 176H264V175L261 174V175H260V179H261ZM36 177H38V176H36ZM36 177H34L35 180H36V179H39V178H36ZM45 177H46V176H45ZM54 177L56 178V176H54ZM60 177H61V176H60ZM69 177H70V176H69ZM87 177H88V176H87ZM99 177H100V176H99ZM255 177H254V178H255ZM257 177L259 178V175H258ZM257 177H256V181H260V180L257 179ZM5 178H7V177H5ZM13 178H14V177H13ZM20 178L22 179L21 176H20ZM32 178H33V176H32ZM85 178H86V177H85ZM162 178H163V177H162ZM221 178H222V177H221ZM239 178L241 179V176H240ZM246 178L248 179L249 177L247 176V177H245V179H243V180H247ZM263 178H264V177H263ZM263 178H262V179H263ZM10 179H11V178H10ZM16 179H17V178H16ZM30 179H31V178H30ZM43 179H44V178H43ZM43 179H42V180H43ZM60 179H61V178H60ZM63 179H65V178H63ZM67 179H68V178H67ZM75 179H77V178H75ZM88 179H89V178H88ZM113 179H114V178H113ZM166 179H167V177H166ZM170 179H171V178H170ZM249 179H250V178H249ZM33 180H34V179H33ZM33 180H32V187L35 186L34 188H36V187H37V184H38V185L40 184V185L38 186L39 188H38V187H37V188H38L39 190H41V186H42V184L44 185V183H42V184H41L40 182L37 183V182H34ZM58 180H59V179H58ZM86 180H87V179H86ZM110 180H111V179H110ZM137 180H138V179H137ZM243 180H242V181H243ZM254 180H255V179H254ZM263 180H264V179H263ZM263 180H262V182H263ZM13 181H14V180H13ZM29 181H30V180H29ZM96 181H97V180H96ZM114 181H115V180H114ZM138 181H139V180H138ZM147 181H148V180H147ZM163 181H164V180H163ZM163 181H162V182H163ZM175 181H176V180H175ZM242 181H240V182H242ZM1 182H2V181H1ZM4 182H5V181H3V183H4ZM10 182H11V181H10ZM10 182H8V183H10ZM14 182H15V181H14ZM19 182H20V179H19ZM48 182H49V181H48ZM52 182H53V181H52ZM68 182H69V181H68ZM73 182H75V181H73ZM73 182H71L70 185H73ZM77 182H78V181H77ZM80 182H81V181H80ZM85 182H88V180L85 181ZM142 182H143V181H142ZM159 182H161V181H159ZM184 182H185V181H184ZM196 182H197V181H196ZM208 182H209V181H208ZM214 182H216V180H215ZM223 182H224V181H223ZM226 182H227V180H226ZM262 182H259L260 184L255 182V185H254V186H253L254 183L252 184V182H251V184H252L251 187H249L251 184L248 185V183H245V184H247V186H248L249 188H247L246 185L243 184L244 186L241 185L240 188L238 187L239 191H238V189H234V188H233L234 190H236V193H237V191H238L239 193H240V192H241V193H240L239 195H238V194L236 195V194H235V191L232 189L234 195H232V194H231V195H232V197L237 196V197H234V198H236V199H237L239 196H242V195H243L242 197H246V199H245V198L242 199V197H241V199L238 198L237 201H239V200H243V202H244L245 200H247L248 197L250 198V196H248L246 193H248V194L251 193V190H252V193H253V190H256V191L258 192L257 189H259V188L261 189V187L264 188V185L262 186V184H264V183H262ZM5 183H6V182H5ZM65 183H66V182H65ZM100 183H101V180H100ZM124 183H125V182H124ZM149 183H150V182H149ZM163 183H164V182H163ZM186 183H187V182H186ZM242 183H243V182H242ZM242 183H241V184H242ZM261 183H262V184H261ZM1 184H2V183H1ZM51 184H52V183H51ZM57 184H58V183H57ZM59 184H60V183H59ZM80 184H81V183H80ZM94 184H95V183H94ZM103 184L105 185V183H103ZM111 184H112V183H111ZM119 184H120V183H119ZM125 184H126V183H125ZM146 184H147V183H146ZM157 184H159V183L157 182ZM256 184H259L258 187H257L256 189H253V187L255 188ZM2 185H3V184H2ZM4 185H5V184H4ZM4 185H3V186H4ZM12 185H13V184H12ZM23 185H24V183H23ZM62 185H63V184H62ZM68 185H69V184H68ZM85 185H87V184H85ZM165 185H166V184H165ZM172 185H173V184H172ZM30 186H31V185H30ZM51 186H52V185H51ZM51 186H50V187H51ZM55 186H57V185L55 184ZM87 186H88V185H87ZM91 186H92V185H91ZM96 186H97V185H96ZM105 186H106V185H105ZM163 186H164V185H163ZM235 186H236V185H235ZM242 186H243V189H244V187H245V189H246L247 191L249 190V192H246V193H245L244 191H246V190H244V191L241 190V191H240V189H242ZM260 186H261V187H260ZM12 187H14V186H12ZM44 187H45V186H44ZM64 187L66 188V185H65ZM70 187H71V186H70ZM79 187H80V186H79ZM81 187H82V186H81ZM109 187H110V186H109ZM134 187H136V186H134ZM154 187H156V185H154ZM166 187H168V186H166ZM181 187H182V186H181ZM216 187H217V186H216ZM15 188H16V186H15ZM25 188H26V187H25ZM29 188H30V187H29ZM37 188H36V190H37ZM60 188H61V187H60ZM82 188H83V187H82ZM97 188H98V187H97ZM115 188H116V187H115ZM122 188H123V187H122ZM160 188H161V187H160ZM174 188H175V187H174ZM183 188H184V187H183ZM183 188L180 189V187L178 186V189H177L178 192H177V193L179 194V190H182ZM3 189H4V188H3ZM16 189H17V188H16ZM27 189H28V188H27ZM31 189H32V188H31ZM47 189H49V188H47ZM57 189H58V187H56L55 190H57ZM92 189H93V188H92ZM118 189H119V188H118ZM128 189H129V188H128ZM147 189H148V190H151L149 187H148ZM155 189H157V188H155ZM163 189L165 190V187H164ZM168 189L171 190L170 188H168ZM186 189H187V187H186ZM186 189H185V190H186ZM206 189H207V188H206ZM211 189H212V188H211ZM227 189H228V188H227ZM5 190H6V189H5ZM61 190H63V188H62ZM61 190H60V191H61ZM85 190H86V189H85ZM89 190H90V189H89ZM89 190H88V191H89ZM126 190H127V189H126ZM158 190H159V188H158ZM161 190H162V189H161ZM175 190H176V189H175ZM203 190H204V189H203ZM261 190H262V189H261ZM13 191H14V189H13ZM17 191H18V190H17ZM17 191H16V192H17ZM60 191H59V193H61ZM68 191H69V190H68ZM68 191H67V192H68ZM88 191H86V192H88ZM90 191H91V190H90ZM122 191H124V190L122 189ZM171 191H173V190H171ZM183 191H184V190H183ZM224 191H225V190H224ZM230 191H231V190H230ZM256 191H255L253 194H250V195H251V196L253 195L252 197H254L255 193H256V195H257V194L260 192V191H259V192L257 193ZM263 191H264V190H262V192H263ZM14 192H15V191H14ZM32 192H33V191H32ZM43 192L48 193V194H46V196L48 195L49 197H53L52 195H55L54 197H57L56 195H58V196L60 195L59 193H57L58 190H57L56 192L54 191V187H53V190H52V189H51V190H48V191L45 190V191H43ZM76 192H77V191H76ZM92 192H93V190H92ZM94 192H95V191H94ZM110 192H111V191H110ZM112 192H113V190H112ZM112 192H111V193H112ZM116 192H118V191H116ZM128 192H129V191H128ZM143 192H144V191H143ZM148 192H149V191H148ZM153 192H154V191H153ZM159 192H160V191H159ZM181 192H182V191H181ZM181 192H180V193H181ZM210 192H211V191H210ZM242 192H244L245 194H244V193L242 194ZM18 193H19V192H18ZM73 193H74V192H73ZM88 193H89V192H88ZM98 193H100V192L98 191ZM103 193H104V192H103ZM125 193H126V192H125ZM138 193H139V192H138ZM163 193H164V192H163ZM166 193H167V192H166ZM173 193H174V191H173ZM175 193H176V191H175ZM177 193L174 194V195H177ZM7 194H8V193H7ZM16 194H17V193H16ZM19 194H20V193H19ZM27 194H28V193H27ZM30 194H31V192H30ZM41 194H42V195L44 194V193H42V190H41ZM49 194H51V196H50ZM62 194H64V193L62 192ZM101 194H102V193H101ZM112 194H113V193H112ZM159 194H160V193H159ZM189 194H190V193H189ZM226 194H227V193H226ZM229 194H230V193H229ZM260 194H261V200H260V201H257L255 204H251V203H253V202L255 201V199H254L253 202H251L250 199H253L252 197H251L250 199H248L247 201H245V204H244V205H243V202H242V201H239L240 203L238 202L239 205L242 203V206L240 205V207L243 208L242 211H244V209L246 210V211H244L246 214L240 211V209H241L240 207H238V208H240V209L237 208L238 204H237V206L235 207V205H236V204H235V203H236V202H235L236 199H235V201H234V198H233V202H235V203H234L235 205L233 206V204H230L229 208H231V210L229 209V213H228V214H227V210L224 211V212L226 213V214H225L224 212H222L223 209H220V208H219V207L222 205V203H221V205L218 207V210L220 209V210H221L220 212H221L222 214L224 213L223 216H224V215H225V216L228 215V216H226V217H232L233 214H230V212H233V213H234L235 210H236V212H237V209H238V210L241 212V214L243 213V215L246 216L245 218L242 216V218H240L241 221L244 220V219H245V221H248V219H246V218L249 217V216L247 217V214L249 215V214L252 213L254 216L251 214L250 217H249V220L252 221V222H251V225H253V227L256 228V229H255V230H257L256 233H259V234L262 236V237H261V236H259V234H256V235H258V236H257V237H258L257 240L260 238V239L258 240V243H259L260 240H263V234H264V233H263V232H264V192H263V194H262V193H259V195H260ZM12 195H13V194H12ZM83 195H84V194H83ZM89 195H90V194H89ZM105 195H106V194H105ZM109 195H110V194H109ZM113 195H115V194H113ZM126 195H127V194H126ZM146 195H147V194H146ZM220 195H221V194H220ZM259 195H258V196H259ZM262 195H263V197H262ZM0 196H1V195H0ZM8 196H9V195H8ZM48 196H47V197H48ZM93 196H94V195H93ZM121 196H122V195H121ZM132 196H133V195H132ZM181 196H182V195H181ZM197 196H198V195H197ZM247 196H248V197H247ZM18 197H19V196H18ZM83 197H84V196H83ZM83 197H82V198H83ZM104 197H105V196H104ZM108 197H109V196H107V198H108ZM130 197H131V196H130ZM140 197H141V195H140ZM143 197H144V196H143ZM213 197H214V196H213ZM222 197H223V195H222ZM259 197H260V196H259ZM7 198H8V197H7ZM13 198H14V197H13ZM19 198H20V197H19ZM25 198H26V197H25ZM37 198H39V196H38ZM82 198H81V199H82ZM90 198H91V196H90ZM97 198H98V197H97ZM100 198H101V197H100ZM100 198H98V199H100ZM116 198H117V197H116ZM167 198H168V197H167ZM256 198L258 199V197H256ZM1 199H2V198H1ZM61 199H62V198H61ZM76 199H77V197H76ZM117 199H118V198H117ZM127 199H128V198H127ZM141 199H142V198H141ZM148 199H150V198H148ZM160 199H161V198H160ZM160 199H159V200H160ZM207 199H209V198H207ZM207 199H206V200H207ZM77 200H78V199H77ZM87 200H88V199H87ZM87 200H86V201H87ZM94 200H95V198H94ZM118 200H119V199H118ZM151 200H152V199H151ZM155 200H156V199H155ZM163 200H164V199H163ZM209 200H210V199H209ZM13 201H14V200H13ZM16 201H17V200H16ZM19 201H20V200H19ZM79 201H80V200H79ZM96 201H97V200H96ZM115 201H116V200H115ZM124 201H125V200H124ZM124 201H123V202H124ZM128 201H129V200H128ZM144 201H145V200H144ZM152 201H153V200H152ZM179 201H180V200H179ZM231 201H232V200H231ZM231 201H230V202H231ZM1 202H2V201H1ZM55 202H56V201H55ZM116 202H117V201H116ZM153 202H154V201H153ZM162 202H163V201H162ZM208 202H209V201H208ZM225 202H226V201H225ZM225 202H224V203H225ZM233 202H232V203H233ZM247 202H249V203H247ZM10 203H11V202H10ZM88 203H89V202H88ZM93 203H94V202H93ZM101 203H102V202H101ZM120 203H121V202H119L118 204H120ZM149 203H150V202H149ZM173 203H174V202H173ZM175 203H177V201H176ZM181 203H182V202H181ZM181 203H180V204H181ZM226 203H227V202H226ZM246 203H247L248 205H246ZM6 204H7V203H5L4 205H6ZM19 204H20V203H19ZM54 204H55V203H54ZM62 204H63V203H62ZM94 204H95V203H94ZM141 204H142V203H141ZM151 204H152V206H151ZM151 204H149V205L151 206V210H153V212H154V210H157V208H159V207L156 206V209H155V206L153 205L152 202H151ZM160 204H161V206H162L163 203H160ZM164 204H166V203H164ZM180 204L177 203V206H176V207L179 206L178 208H180V207L182 206V205H180ZM182 204H183V203H182ZM208 204H209V203H208ZM213 204H214V203H213ZM215 204L217 205V203H215ZM219 204H220V203H219ZM219 204H218V205H219ZM250 204H251V205H250ZM9 205H12V204H9ZM21 205H22V204H21ZM49 205H50V204H49ZM65 205H66V204H65ZM120 205H121V204H120ZM133 205H134V204H133ZM136 205H137V204H136ZM193 205H194V204H193ZM193 205H192V206H193ZM209 205H210V204H209ZM211 205H212V204H211ZM216 205H215V206L213 205V207L215 208ZM231 205H232V206H231ZM249 205H250V206H249ZM116 206H118V205H116ZM187 206H188V205H187ZM187 206H186V207H187ZM192 206H191V205L189 206L190 209H191ZM3 207H4V206H3ZM7 207H9V206H7ZM41 207H42V206H41ZM89 207H90V205H89ZM104 207H106V206H104ZM104 207H102V208H104ZM166 207H167V206H166ZM169 207H174V204H173V206H169ZM176 207H175V208H176ZM221 207H222V206H221ZM232 207H233L234 209H233ZM15 208H16V206H15ZM22 208H23V207H22ZM27 208H28V207H27ZM37 208H38V207H37ZM42 208H43V207H42ZM78 208H79V207H78ZM87 208H88V207H87ZM114 208H115V207H114ZM114 208H113V209H114ZM118 208H119V207H118ZM126 208H127V207H126ZM146 208H147V207H146ZM160 208H161V207H160ZM175 208H174V209H175ZM187 208H188V207H187ZM187 208H185V209H187ZM202 208H203V205H202ZM226 208H227V207H226ZM8 209H9V208H8ZM38 209H39V208H38ZM38 209H37V210H38ZM84 209H85V208H84ZM89 209H91V208H89ZM109 209H110V208H109ZM120 209H121V208H120ZM129 209H130V208H128V210H129ZM171 209H172V208H171ZM171 209H170V210H171ZM174 209H173V212L178 213L177 210L174 211ZM205 209H207V207H206ZM208 209H210V208H208ZM216 209H217V207H216ZM232 209H233V210H232ZM1 210H2V209H1ZM29 210H30V209H29ZM71 210H72V209H71ZM82 210H83V209H82ZM87 210H88V209H87ZM107 210H108V209H107ZM178 210H180V209H178ZM183 210H184V209H183ZM183 210H182V212H183L182 214L185 213ZM191 210H192V209H191ZM193 210H194V208H193ZM210 210H212V209H210ZM218 210H216V211L214 210V213L216 214V212H217ZM14 211H15V210H14ZM42 211H43V210H42ZM105 211H106V210H105ZM113 211H114V210H113ZM162 211H163V210H162ZM180 211H181V210H180ZM180 211H179V212H180ZM239 211H238V213L235 212L234 215L240 217L241 215L239 214V213H240ZM248 211H251V213H250V212L247 213ZM18 212H19V211H18ZM85 212H86V211H85ZM127 212H129V211H127ZM133 212H134V211H133ZM149 212H150V207H149ZM197 212H198V211H197ZM204 212H205V210H204ZM14 213H15V212H14ZM16 213H17V212H16ZM43 213H44V212H43ZM65 213H66V212H65ZM87 213H88V211H87ZM87 213H86V215H87ZM94 213H95V212H94ZM113 213H115V212H113ZM170 213H171V212H170ZM187 213H188V212H187ZM190 213H191V211L189 212V214H190ZM210 213H212V212L210 211ZM221 213H220V214H221ZM11 214H13V213H11ZM27 214H28V213H27ZM40 214H41V213H40ZM92 214H93V213H92ZM139 214H140V213H139ZM144 214H145V213H144ZM144 214H143V215H144ZM150 214H151V215H149V216H154V213H151V212H150ZM152 214H153V215H152ZM205 214H206V213H205ZM217 214H218V212H217ZM217 214H216V215H217ZM229 214H230L231 216H230ZM238 214H239V215H238ZM2 215H3V214H2ZM42 215H43V214H42ZM66 215H67V214H66ZM86 215H85V217H86ZM93 215H94V214H93ZM111 215H114V214H111ZM111 215H110V216H111ZM117 215H118V214H117ZM122 215H123V214H122ZM141 215H142V214H141ZM180 215H181V213H180ZM180 215L178 216V219L180 218ZM185 215H186V213H185L184 215H181V216H185ZM190 215H192V214H190ZM208 215H209V213H208ZM212 215H213V213H212ZM34 216H35V215H34ZM50 216H51V215H50ZM119 216H120V215H119ZM119 216H118V218H119ZM130 216H131V215H130ZM149 216L147 215V219H148ZM156 216H157V215H156ZM199 216H200V215H199ZM201 216H205V217H206L207 215H203V212H202V215H201ZM210 216H211V215H210ZM213 216H214V218H215V215H213ZM218 216H219L218 218H221V217H222V215H219V214H218ZM12 217H13V216H12ZM37 217H38V216H37ZM39 217H40V216H39ZM47 217H48V216H47ZM94 217H95V216H94ZM98 217H99V216H98ZM103 217H104V216H103ZM136 217H137V216H136ZM170 217H171V216H170ZM187 217L190 218V217H192V216L189 217L188 215H186V218H187ZM211 217H212V216H211ZM238 217H236V219H238ZM251 217L253 218L252 220L250 219ZM7 218H8V217H7ZM7 218H6V219H7ZM10 218H11V217H10ZM75 218H76V217H75ZM87 218H88V217H87ZM89 218H90V217H89ZM116 218H117V217H116ZM149 218H150V217H149ZM155 218H156V217H155ZM158 218H160V217H158ZM158 218H157L156 220L154 219V217L152 218V219H154V220H152V219L150 218L149 220H151V221H149V223L151 222V223H150L151 225H152L153 222H154V224H156V221L158 220ZM188 218H187V219H188ZM206 218H207V217H206ZM208 218H209V217H208ZM214 218H213V219H214ZM216 218H217V217H216ZM224 218H225V217H224ZM31 219H32V218H31ZM70 219H71V218H70ZM79 219H80V218H79ZM90 219H91V218H90ZM98 219H99V218H98ZM169 219H170V218H169ZM184 219H185V218H184ZM184 219H183V220H184ZM193 219H195V217L192 218V219H189L188 221H187V220H184V223H186V221H187V223L189 222L188 225H187V226L189 227V224H190V226H191V222H190V221H191V220L193 221ZM198 219H199V218H198ZM200 219H201V218H200ZM202 219H204V218H202ZM213 219H212V220H213ZM3 220H5V219H3ZM58 220H59V219H58ZM83 220H85V219H83ZM164 220H165V219H164ZM196 220H197V219H196ZM204 220H205V219H204ZM210 220H211V219H210ZM212 220H211V222L214 221L215 223H216V221H218L217 219H215V220H213V221H212ZM219 220H221V221H222L221 223L223 224V222H224L225 219H222V218H221V219H219ZM231 220H232V219H231ZM231 220H229V221H225L226 223H228V224H227V226H228L227 228H230L229 225H232V223H233V225H234V226H233V225H232V226L234 227L235 230H240V229H243V228L245 229V227H247L246 225H248V224L245 225V223H246V222H245V223H244V226H243V223H242L241 221H240V222H236V220H233V222H232ZM53 221H54V220H53ZM56 221H57V220H56ZM76 221H77V220H75V223H76ZM80 221H81V220H80ZM85 221H86V220H85ZM94 221H96V220H94ZM97 221H98V220H97ZM119 221H120V220H119ZM124 221H125V220H124ZM181 221H182V219H181ZM181 221H180V219L178 220V222H180V223H181ZM194 221H195V220H194ZM201 221H202V220H201ZM205 221H206V220H205ZM67 222H68V221H67ZM131 222H132V221H131ZM178 222H176V224H177ZM195 222H198V221H195ZM202 222H203V221H202ZM207 222H208V221H206V225L203 223L205 226H204V225H203V226L201 225L202 228H203V227H207ZM214 222H213V223H214ZM230 222H232V223H230ZM234 222H235V223H234ZM3 223H4V222H3ZM10 223H11V222H10ZM34 223H35V222H34ZM53 223H54V222H53ZM78 223H79V221H78ZM86 223H87V222H86ZM101 223H102V222H101ZM116 223L119 224L120 222L117 221ZM162 223L165 224L164 221H163ZM162 223H161V225H158L159 228H161V226H163ZM192 223H193V222H192ZM200 223H201V222H200V220H199V225H198V223H194L195 226H193V227H189V228H190V229L192 228V231H194V230L196 231V229H197V228H196V225L199 227V226H200ZM213 223H212V224H213ZM1 224H2V223H1ZM80 224H81V223H80ZM87 224H88V223H87ZM120 224H121V223H120ZM154 224H153V225H154ZM208 224H210V223H208ZM212 224H210V228L213 226ZM219 224H220V223H219ZM222 224H220V225H218V224L215 225V224H214L213 228H215V226H219V227H220V230H221V228H222L221 225H222ZM60 225L62 226V224H60ZM82 225H83V224H82ZM97 225H98V224H97ZM99 225H100V223H99ZM99 225H98V226H99ZM104 225H105V224H104ZM128 225H129V224H128ZM156 225H157V224H156ZM178 225L180 226L179 223H178ZM178 225H174V226H178ZM224 225H225V223H224ZM2 226H3V225H2ZM6 226L8 227V226H10V225H6ZM6 226H4V227H6ZM26 226H27V225H26ZM89 226H90V225H89ZM100 226H101V225H100ZM170 226H171V223L166 225V229H167V231H168V227H170ZM201 226H200V227H201ZM208 226H209V225H208ZM7 227H6V228H7ZM17 227H18V226H17ZM27 227H28V226H27ZM46 227H47V226H46ZM51 227H52V226H51ZM92 227H93V225H92ZM95 227H96V226H95ZM200 227H199V229H200V231H201L202 228H200ZM249 227H250V229L253 228L252 226L248 225L247 230H250V229H248ZM1 228H2V227H1ZM54 228H55V227H54ZM77 228H78V227H77ZM171 228H172V227H171ZM173 228H174V227H173ZM189 228H188V229H189ZM193 228H194V230H193ZM195 228H196V229H195ZM227 228H225L224 232L226 231ZM8 229H9V228H8ZM20 229H21V228H20ZM30 229H31V228H30ZM30 229H29V230H30ZM38 229H39V228H38ZM47 229H48V228H47ZM50 229H51V228H50ZM68 229H69V228H68ZM166 229H162V230H166ZM204 229H205V228H204ZM204 229H203V231H204ZM206 229H207V228H206ZM217 229H219V228H217ZM223 229H224V228H223ZM69 230H70V229H69ZM73 230H74V229H73ZM119 230H120V229H119ZM162 230H160L159 233H160ZM169 230H170V228H169ZM172 230H174V229H172ZM178 230H180V228H178ZM207 230H209V228H208ZM207 230H205V231H207ZM210 230H215V233H216V231H219V230L212 229V228H211ZM247 230H245L244 234H246V231H247ZM27 231H28V230H27ZM42 231H43V230H42ZM52 231H54V232L56 231V232H57V230H55V229H54V230L52 229ZM84 231L86 232V230H84ZM124 231H125V230H124ZM128 231H129V230H128ZM184 231H187V229H185ZM192 231L189 230V231H187L188 233H187V232H186V233L183 232L182 235H183V236H184L185 234L187 235V234H189L190 232L193 234ZM198 231H199V230H197L196 232L198 233ZM233 231H234V230H233ZM233 231H232L231 233H235V232H233ZM243 231H244V230H242L241 232L243 233ZM258 231H259V232H258ZM261 231H262V233H261ZM5 232H6V231H5ZM14 232H15V231H14ZM14 232H13V233H14ZM16 232H17V231H16ZM71 232H73V231H70V233H71ZM76 232H77V231H76ZM92 232H93V230H92ZM116 232H117V231H116ZM116 232H115V233H116ZM196 232H195V234H196ZM209 232H210V231H209ZM209 232H208V233H209ZM237 232H238V231H237ZM237 232H236V233H237ZM254 232H255V231H254ZM6 233H7V232H6ZM28 233H29V232H28ZM81 233H82V232H81ZM98 233H99V232H98ZM106 233H107V232H106ZM109 233H110V232H109ZM178 233L181 234L180 231H179ZM178 233H177V234H178ZM199 233H203V234H204V232H199ZM205 233H206V232H205ZM231 233H229V234H231ZM236 233H235V234H236ZM249 233H250V231H249ZM37 234H38V233H37ZM55 234H56V233H55ZM61 234H62V233H61ZM85 234H86V233H85ZM122 234H124L125 237L127 236V238L129 237L126 233H122ZM128 234H129V233H128ZM131 234H132V233H130V235H131ZM134 234H135V235H134ZM140 234H141V233H138V234L136 235V231H134V233H133L132 235H134L133 237H139L138 235H140ZM172 234H173V235H172ZM172 234H169L170 236L166 237V240H168L167 238L171 237V235H172V237H171L172 239H173V236H176V235H177V234L174 235V233H172ZM179 234H178V236H179ZM217 234H218V233H217ZM220 234H221V235H219V237L223 236V235H222V234H223L222 231L220 232ZM225 234H226V233H225ZM229 234H228V235H229ZM235 234H234V235H235ZM237 234H239V232H238ZM240 234H241V233H240ZM4 235H5V234H4ZM50 235H51V234H50ZM56 235H57V238H58V234H56ZM62 235H64V234H62ZM66 235H67V234H66ZM76 235H77V233H76ZM114 235H115V234H114ZM132 235H131V237H129L130 239L128 238L129 241L126 239V240L128 241V243L131 242ZM182 235H180L181 237H180V236L177 237V238L175 237L176 240H175V239L173 240V241L175 242V244L177 243L176 245H179V246H176V247H175V248H177V251H178V249L181 250V251H179V252L177 253V255H179V253H180V255H181V256L179 255L180 259L177 258V259H178V260H177L178 262H174V264H177V263H178V264H185V263H186V262H182V261H186L185 258H186L187 256L185 257V254H183V253H181V252H182L183 249H186V248H184V247H187V245L184 246V242L187 241L188 239H187L186 237L183 238ZM200 235H202V234H200ZM200 235H199V236H200ZM207 235H210V234H207ZM234 235H231V238H233ZM246 235H247V234H246ZM248 235H250V234H248ZM248 235H247L246 237H248ZM8 236H9V235H8ZM17 236H18V235H17ZM52 236H54V234H53ZM60 236H61V235H60ZM79 236H80V234H79ZM106 236H107V235H106ZM117 236H118V235H117ZM140 236H141V237H145L143 234H141ZM162 236H163V234H162L161 236H159V237H161V239H162ZM165 236H166V235L163 236V240L165 239V238H164ZM190 236H192V235H189V237H190ZM195 236H197V235H195ZM199 236H197V237H198V238H201L203 235H202L201 237H199ZM210 236H213V237H214L215 235H212V232H211V235H210ZM210 236H207V237H210ZM225 236H226V235H224V238H223V239H226ZM229 236H230V235H229ZM232 236H233V237H232ZM3 237H4V236H3ZM9 237H10V236H9ZM18 237H19V236H18ZM43 237H44V236H43ZM65 237H66V236H65ZM65 237L62 236L61 238H65ZM72 237H73V236H72ZM77 237H78V236H77ZM85 237H86V236H85ZM154 237H155V236H154ZM154 237H151V238H154ZM197 237H194V238H197ZM215 237H217V235H216ZM236 237H237V235H236ZM236 237H235L234 239H236ZM12 238H13V237H12ZM24 238H25V237H24ZM41 238H42V237H41ZM59 238H60V237H59ZM61 238H60V239H61ZM66 238H67V237H66ZM74 238H75V236H74ZM89 238H90V237H89ZM105 238H106V237H105ZM156 238H157V237H156ZM171 238H169L170 241H171ZM190 238H193V236L190 237ZM204 238H205V235H204ZM221 238H222V237H221ZM241 238H242V237H241ZM244 238H245V237H244ZM1 239H3V238H1ZM7 239H8V238H7ZM51 239H52V238H51ZM76 239H77V238H76ZM100 239H101V238H100ZM109 239H110V238H109ZM117 239H118V238H117ZM184 239H186V240H184ZM212 239H213V238H212ZM245 239H246V238H245ZM245 239H244V240H245ZM27 240H29V239H27ZM39 240H40V239H39ZM46 240H47V239H46ZM54 240H55V239H54ZM67 240H68V239H67ZM70 240H72V239H70ZM82 240H83V239H82ZM92 240H93V239H92ZM114 240H115V239H114ZM145 240H146V238H145V239L141 238V240H138V241L141 243L140 246L142 245V248H141V249H142V253H143V254H146V252H148L147 255L149 256V257H148V260H149V259H152V256H154V253L156 252V250H153V249H152V251H155V252L151 254L152 251L150 252V248H152V247L149 248V247L146 245L147 243L145 242ZM156 240H157V239H156ZM163 240H162V242H163ZM166 240H165V241H166ZM169 240L167 241L168 244L170 243ZM190 240L193 241V239H190ZM190 240H188V241L185 242V243H186V244H188V242L191 243ZM195 240H197V239H195ZM200 240H202V239H200ZM200 240H199V241H200ZM203 240H204V242H205V240H206V241H209V238H208V240H207V238H205V239H203ZM203 240H202V241H203ZM213 240H214V239H213ZM215 240H216V239H215ZM0 241H1V240H0ZM2 241H3V240H2ZM5 241H6V240H5ZM24 241H25V240H24ZM51 241H52V240H51ZM55 241H56V240H55ZM68 241H69V240H68ZM74 241H76V240L74 239ZM84 241H86V240H84ZM90 241H91V240H90ZM101 241H102V240H101ZM103 241H104V240H103ZM108 241H110V240H108ZM153 241L155 242V238L152 239V242H153ZM173 241L171 242L172 244L174 243ZM197 241H198V240H197ZM202 241H201V242H202ZM221 241H222V240H221ZM240 241H241V243H242L243 240H240ZM240 241H239V246H240ZM6 242H7V241H6ZM21 242H22V241H21ZM38 242H39V241H38ZM59 242H60V241H59ZM69 242H70V241H69ZM69 242H68V244H69ZM99 242H100V241H99ZM167 242H166V243H167ZM193 242L195 243V241H193ZM211 242H212V241H211ZM217 242H218V241H217ZM229 242H230V241H229ZM234 242L236 243L237 240H236V241L234 240ZM260 242L262 243V241H260ZM263 242H264V240H263ZM7 243H8V242H7ZM13 243H14V242H13ZM49 243H50V242H49ZM65 243L67 244V242H65ZM71 243H72V241H71ZM97 243H98V242H97ZM97 243H96V244H97ZM103 243H104V242H103ZM118 243H119V242H118ZM122 243H123V242H122ZM128 243H127V244H128ZM160 243H161V242H160ZM163 243H165V242H163ZM171 243H170L169 245H171ZM196 243H197V242H196ZM199 243H200V242H199ZM202 243H203V242H202ZM209 243H210V242H209ZM209 243H205V244L208 245ZM232 243H233V242H231V245H232ZM235 243H233V245H234ZM243 243H246V240H245ZM261 243H260V245H261ZM2 244H3V249H4V245H5V244H4L3 242H2ZM52 244H53V243H52ZM68 244H67V245H68ZM93 244H94V243H93ZM109 244H110V243H109ZM180 244H181V246H180ZM191 244H193V243H191ZM205 244H204V245H205ZM229 244H230V243H229ZM16 245H17V244H16ZM38 245H39V243H38ZM80 245H81V244H80ZM128 245H129V244H128ZM198 245H199V244H198ZM209 245H212V244H209ZM209 245H208V246H209ZM224 245H225V244H224ZM244 245H245V244H244ZM250 245H251V243H250ZM260 245H259V246H260ZM262 245H264V243H263ZM262 245H261V247H262ZM9 246H10V245H9ZM19 246H20V245H19ZM68 246H69V245H68ZM85 246H87V245H85ZM173 246H175V245H173ZM183 246H184V247H183ZM190 246H191V245H190ZM192 246H193V245H192ZM196 246H197V245H195V250H196L200 245H199L198 247H196ZM202 246H203V244H202L200 247H202ZM208 246H207V247H208ZM219 246H220V245H219ZM235 246H236V244H235ZM259 246H257V247H258V248H257V249H258V250H257V252H258L257 255L259 254V256H260L261 258L259 257V258H257V259H258V261L260 262V263L258 262V264H262L261 261L263 262V260H264V247H263L262 249H260L261 247H259ZM43 247H44V246H43ZM69 247H70V246H69ZM117 247H119V245H118ZM146 247H148V249H147ZM178 247H179V248H178ZM180 247H182L183 249H181ZM228 247H229V249H230L231 246L229 245ZM232 247H233V246H232ZM243 247H244V246H243ZM245 247H246V246H245ZM250 247H251V246H250ZM9 248H10V247H9ZM29 248H30V246H29ZM37 248H38V247H37ZM175 248H174V249H175ZM187 248H188V247H187ZM219 248H220V247H219ZM233 248H234V247H233ZM236 248H237V247H236ZM247 248H248V247H246V249H247ZM3 249H0V250H3ZM25 249H27V248H25ZM41 249H42V248H41ZM48 249H49V248H48ZM56 249H57V248H56ZM70 249H71V248H70ZM77 249H78V248H77ZM91 249H92V248H91ZM104 249H105V248H104ZM107 249H108V248H107ZM189 249L192 250L193 248H189ZM201 249H202V248H201ZM204 249L206 250V248H204ZM204 249H202V250H204ZM229 249H228V250H229ZM237 249H238V248H237ZM246 249H245V251H246ZM252 249H254V248H252ZM58 250H59V249H58ZM88 250H89V249H88ZM129 250H130V249H129ZM139 250H140V249H139ZM186 250H187V249H186ZM186 250L183 251V252H184V253L187 252V254H189V253L191 254V251H190V250H189V251H188V250L186 251ZM193 250H194V249H193ZM195 250H194V251H195ZM199 250H200V248H199ZM202 250H200V251H202ZM205 250H204V252H202V253L199 251V252L202 254L201 257H203V254L206 252ZM210 250H211V249H210ZM213 250H214V249H213ZM234 250H235V248H234L233 250L231 249V252H233ZM8 251H9V249H8ZM30 251H31V250H30ZM37 251H38V250H37ZM44 251H45V250H44ZM46 251H47V250H46ZM53 251H54V250H53ZM63 251H64V250H63ZM67 251H68V250H67ZM67 251L64 252V253L68 254ZM78 251H79V250H78ZM103 251H104V250H103ZM120 251H121V250H120ZM130 251H131V250H130ZM207 251H208V250H207ZM225 251H226V250H225ZM245 251H244V252H245ZM247 251H248V250H247ZM247 251H246V252H247ZM249 251H250V250H249ZM4 252H5V251H4ZM70 252H71V251H70ZM70 252H69V253H70ZM79 252H80V251H79ZM96 252H97V251H96ZM121 252H122V251H121ZM128 252H129V251H128ZM149 252H150V254H149ZM175 252H176V251H175ZM214 252H215V250L213 251V254H214ZM219 252H220V251H219ZM229 252H230V251H229ZM234 252H235V251H234ZM246 252H245V253H246ZM11 253H12V252H11ZM11 253H10V254H11ZM45 253H46V252H45ZM61 253H62V251H60V254H61ZM85 253H86V252H85ZM91 253H92V252H91ZM103 253H104V252H103ZM113 253H114V252H113ZM118 253H119V252H118ZM168 253H169V254H168ZM168 253H167V254H168L169 257H170V251H169ZM171 253H173V250H172ZM197 253H198V252H197V250H196V252L193 253L192 255L197 254ZM206 253H208V252H206ZM210 253H212V252H210ZM236 253H237V252H236ZM14 254H15V253H14ZM66 254H65V255H66ZM75 254H76V253H75ZM92 254H93V253H92ZM135 254H136V253H135ZM143 254H142V255H143ZM157 254H158V251L155 253V255H157ZM167 254H166V255H167ZM187 254H186V255H187ZM231 254H233V255L235 256L234 253H229V255H231ZM247 254H249V253L247 252ZM78 255H79V254H78ZM85 255H86V254H85ZM99 255H100V254H99ZM147 255H145V256L147 257ZM151 255H152V256H151ZM171 255H172V254H171ZM197 255H199V253H198ZM211 255H212V254H211ZM211 255H210V256H211ZM217 255H218V254H217ZM15 256H16V255H15ZM40 256H41V255H40ZM48 256H49V255H48ZM55 256H56V255H55ZM59 256H61V255H59ZM89 256H90V255H89ZM130 256H131V258H132V254H131ZM145 256H144V257H145ZM150 256H151V257H150ZM199 256H200V255H199ZM212 256H214V255H212ZM212 256H211V257H212ZM234 256H231V260L235 258ZM245 256H246V255H245ZM248 256H249V255H248ZM1 257H3V256H1ZM10 257H11V255H10ZM52 257H53V256H52ZM96 257H97V256H96ZM142 257H143V256H142ZM144 257H143V258H144ZM146 257H145V258H146ZM172 257H173V255H172ZM176 257H178V256H176ZM194 257H196L195 260L197 261V257H198V256H195V255H194ZM201 257H200V258H201ZM207 257H208V256L206 255V258H207ZM214 257L216 258V256H214ZM232 257H233V258H232ZM243 257H244V256H243ZM243 257H242V258H243ZM3 258H4V257H3ZM5 258H6V257H5ZM5 258H4V260H5ZM8 258H9V257H8ZM71 258H72V256H71ZM78 258H79V257H78ZM145 258H144V259H145ZM153 258H154V257H153ZM167 258H168V256L166 257V259H167ZM174 258H175V256L172 258V262L169 260V261H170L169 264H173V260H174ZM189 258H190V259H189ZM228 258H229V257H228ZM240 258H241V257H240ZM246 258H247V257H246ZM9 259L11 260V258H9ZM31 259H32V258H31ZM51 259H52V258H51ZM104 259H105V258H104ZM188 259H189V260H188ZM191 259H192V257H187V260H188V261H187L186 264H189V263H190L189 261H191ZM220 259H221V258H220ZM225 259H226V258H225ZM243 259H244V258H243ZM259 259H260V260H259ZM53 260H54V259H53ZM60 260H61V259H60ZM141 260H143V259H141ZM175 260H176V258H175ZM179 260H180V261H179ZM193 260H194V259H192V261H193ZM195 260H194V261H195ZM207 260H208V258H207ZM227 260H228V259H226V261H227ZM231 260L229 259V263H230ZM236 260H237V258H236ZM249 260H250V259H249ZM0 261H1V260H0ZM7 261H9V260H7ZM7 261L4 262V263H7ZM12 261H13V260H12ZM18 261H19V260H18ZM18 261H17V262H18ZM40 261H41V260H40ZM113 261H114V260H113ZM115 261H116V260H115ZM192 261H191V263H193ZM242 261H243V260H242ZM244 261H245V260H244ZM247 261H248V260H246V262H247ZM251 261H252V260H251ZM251 261H250V262H251ZM255 261H256V260H255ZM15 262H16V258H15ZM15 262H14V263H15ZM46 262H47V261H46ZM52 262H53V261H52ZM52 262H51V263H52ZM86 262H87V261H86ZM100 262H101V261H100ZM109 262H110V261H109ZM167 262H168V261H167ZM179 262H182V263H179ZM188 262H189V263H188ZM197 262H198V261H197ZM202 262H203V261H202ZM214 262H215V261H214ZM214 262H213V263H214ZM219 262H220V261H219ZM219 262H218V263H219ZM223 262H225V261H223ZM232 262H233V260L231 261V264H233ZM234 262H236V261L234 260ZM240 262H241V261H240ZM240 262H239V260H238L237 263H240ZM252 262H253V261H252ZM28 263H29V262H28ZM32 263H33V262H32ZM34 263H35V261H34ZM38 263H39V261H38ZM49 263H50V262H49ZM89 263H90V262H89ZM96 263H97V262H96ZM116 263H117V262H116ZM200 263H201V262H200ZM226 263L228 264V262H225V264H226ZM263 263H264V262H263ZM8 264H12V263H8ZM18 264H19V262H18ZM36 264H37V263H36ZM54 264H55V263H54ZM97 264H98V263H97ZM107 264H108V263H107ZM121 264H122V263H121ZM139 264H140V263H139ZM146 264H148V263H146ZM204 264H205V263H204ZM211 264H212V261H211ZM216 264H217V263H216ZM220 264H221V263H220ZM222 264H223V263H222ZM244 264H245V262H244Z\"/></svg>", "mask_w": 264, "mask_h": 264}]
</instances>
